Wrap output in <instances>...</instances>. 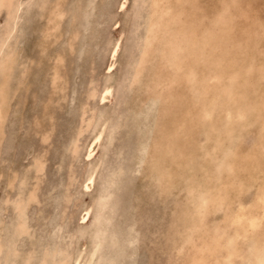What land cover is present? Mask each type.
Masks as SVG:
<instances>
[{"label":"rangeland","instance_id":"rangeland-1","mask_svg":"<svg viewBox=\"0 0 264 264\" xmlns=\"http://www.w3.org/2000/svg\"><path fill=\"white\" fill-rule=\"evenodd\" d=\"M78 1L80 2V4ZM120 1L121 0H106V2H108L106 3L105 0H96V2L95 0H46V1L45 0H37V1L35 0H5L4 2H0V8H2L0 9V60H1L0 64H3V60H4L3 66L2 65L0 66L1 68L4 69L2 70L0 68L2 70L0 71L3 74V76L2 75L0 76L2 77V79L0 78L1 79L0 84L4 85L0 87V92H1L0 101L1 99L3 101V102H0V104L3 103L2 108L0 105V132L2 133L0 137V139H2V141L0 142V175H1L0 176V202H1L0 203L1 204L0 205V210H1L0 215L2 216V218L4 217L2 219L0 216V219H1L0 224L2 223L0 225V228H2L0 230V264H29V263L31 264L32 262L33 264H37L38 261H41L40 263L47 262V264H62V263L68 264V262L71 261V258L72 257L74 258L77 255L82 245H84V248H83L84 251L88 250L89 248L88 244L92 241V238L96 234L95 229H97L98 222L101 221L102 216L104 215V213L109 207L110 208L112 207L111 208L112 213H110V219L107 225L108 227H106L105 232H104L105 234L104 236L106 235L107 236L106 237L103 236L104 238H102L101 240V244L103 242V245L101 246L100 244V248H99L100 251L98 250L97 255L95 257L96 261L94 259L93 264H97V263L98 264H185L188 260L191 259V254L194 251V248L192 247L193 242H195L197 239L202 240L204 245L207 244V247H212L214 245L216 249V246L217 248L219 246L218 248L219 251L217 249L216 250L221 254L226 253L228 250L231 249L230 248L232 247L231 244L234 245V242L229 236H231L234 233L233 230H239L240 228L233 223L230 224V226L228 225L229 223H231L229 219L231 218L238 204L246 205L245 206L246 209L250 205H252L250 206V209H247L249 211L257 210L258 197L261 193H264V177L263 178L261 177L262 179H259L260 178L259 175L260 174L262 175L264 173V169H263L264 167L262 168V166H264V162L263 160H261V158L264 159V156L260 157L262 156V154L264 155V153H262L264 150L261 152L262 149L261 147H259L260 145H264V52H263L264 51V47H263L264 46V42H263L264 41V37H263L264 36L263 34L264 33V0H244V1L243 0H189V1L188 0H162V1L159 0L158 4H160L161 6L163 5V8H164L163 15H162V18L159 19L160 23L157 25V27H155L151 31L148 29L149 23L150 21H154L157 17V14L155 15L152 13V10L156 8L152 0H125L124 7L118 8V4ZM134 2H137V3H134ZM34 3H38V4H34ZM199 8L201 9L199 10ZM24 9L26 10L29 9L27 10L29 12H27L26 10L24 11ZM57 9L59 10L58 11L59 15L55 14V11ZM175 9H178V11ZM36 10L37 12H35ZM188 10H190V13L188 12ZM82 11H85V12H82ZM182 12L183 13L186 12L185 15ZM197 12H199L200 14ZM258 12L259 14H257ZM77 13L78 15H76ZM83 13L86 18L82 16ZM248 13H249V16H248ZM29 14L30 16H28ZM71 14L72 16H70ZM79 14L81 15V17H79L80 16ZM252 14L253 16H251ZM181 15L182 16L184 15V16L182 17ZM202 15L204 16L202 17ZM87 17L88 18L90 17L89 18L90 20L88 19V21L86 20L87 22H85V19H87ZM175 17H177L178 19ZM64 18H67V19L64 20ZM209 18L210 19L212 18V19L210 20ZM81 19H83L84 21ZM182 20L184 23L183 22L181 23ZM198 20L199 22L202 20L201 23H199ZM29 21L30 23H28ZM44 21H48V22H44ZM194 21H197L195 22L196 25L194 24ZM235 21L237 24L235 23ZM90 22L92 23V26ZM115 22L117 23L114 24ZM251 22L253 25L251 24ZM85 23H87L88 26L85 25ZM241 23L243 25H241ZM37 24L39 27L37 26ZM94 24L95 26H93ZM197 24L198 25L200 24V26H197ZM62 25L63 27L61 28ZM237 25L238 26L241 25L240 26L241 28L239 29ZM253 27L255 30L253 29ZM95 28H97L96 29L97 31L95 30ZM219 28L222 30H220ZM246 28H249V29H247L246 31L245 30ZM79 30L82 31L83 33L82 35ZM85 30H86V33L84 32ZM91 30H93V32ZM182 30L183 32H181ZM248 30L250 32H248ZM178 31L179 33H177ZM227 31H229V33ZM58 32H60V34L63 32L60 37H59L60 34ZM215 32L217 35L215 34ZM79 33L80 35H78ZM227 33L228 34L232 33V34L227 35ZM98 34L100 38L98 37ZM109 35L111 38L109 37ZM228 36L229 37L231 36L229 38L230 40L227 39ZM251 36L252 38L253 37L254 38L252 39ZM20 38H21V41H20ZM75 39L77 42H75ZM97 39H100V40L97 41ZM176 39L179 40L178 41L179 47L173 44V42L176 43ZM226 39L229 41H227ZM234 39H236L235 42L237 44L234 42ZM246 39L247 40L249 39L251 42L249 40L247 41ZM15 42L16 43L20 42V44L16 45ZM123 42H125L126 46L124 45ZM115 44L117 45L116 54L114 56H111L110 55L111 47L113 48ZM246 44L248 46H245ZM3 45H7V47ZM14 45L16 48L17 47L18 48L14 49ZM186 46L188 48L191 46L190 48L192 50L189 49L188 51L186 49ZM124 47H126L125 51H124ZM178 50H180V52ZM142 51L147 52L146 55L143 57H142ZM181 51L182 52L184 51L185 54L188 53L187 54V57L189 56L187 58L189 59L188 61L186 59V55H183L184 53H182ZM250 51L251 53H249ZM3 52H5L6 55ZM177 52L180 57L178 55L176 57ZM259 52L261 55L259 54ZM9 56H11V58ZM8 58H10L11 60L9 59L10 61H8ZM194 61L195 63H198V64H195L196 66L192 64L191 66L190 63ZM110 63L113 64V67H112V70L108 71L107 66ZM184 63L186 65H183ZM199 63H200V66H199ZM189 64L190 66H188ZM230 64H232V66L236 69H234ZM169 65L170 67H168ZM183 68L185 69V71ZM201 68L204 71L201 70ZM7 70L10 71V74H7L8 73ZM242 70L243 71L245 70V72L243 73ZM179 71L180 72L182 71L184 73L186 72V75L184 73L178 74L180 73ZM189 71H192V72L188 73ZM202 71H203V74H202ZM187 73L190 76L192 73L194 74H192L191 77H189L188 75V80L186 79L184 81L182 77H184V79L185 77L187 78ZM5 74L6 76H4ZM180 75L182 77H180ZM3 77H4V80H3ZM201 77H202V80H201ZM192 79L194 82L190 81L189 83V80H192ZM197 79L199 80V82ZM184 82H185V85H184ZM192 82L194 84L198 83L200 85L198 84L194 85ZM5 84H9V86L6 85L7 86L6 87ZM89 86L90 88H88ZM104 86L109 87V88L111 87V88L109 91L110 94L109 93L105 94L106 95V96L104 95L105 100L103 98V101H102L101 93H102V90L106 88ZM217 86L219 88H216ZM186 88L188 89L186 90ZM203 88H206V90ZM219 89H221V91ZM237 89L239 91H237ZM90 91L92 93H90ZM149 91L151 93H149ZM191 91L194 95L196 91H197L196 93L198 94L195 95L194 98H192L191 96L193 94L191 93ZM89 93L90 95H92L91 96L92 98L90 97V95H88ZM182 93H184V95ZM132 94H135V96ZM112 96L113 98H115L114 101H111ZM188 96H190V98ZM238 96L240 98H238ZM4 97H5V100H4ZM180 97L182 98V100H179L181 99ZM51 98H52V103L51 101H49L51 100ZM199 101L202 103H200ZM237 101L239 103L238 105L236 103ZM233 103H234V106H233ZM5 105H7L8 111H6ZM188 105H190V107ZM82 109L84 110V112ZM188 110L190 113L188 112ZM87 111H88V114L86 113ZM178 112H179L180 117L178 116ZM6 113L8 114L6 115ZM82 113H86V114H82ZM201 113H205L204 116ZM95 116L98 117V119ZM203 117L205 118V120ZM89 119H90V122H89ZM103 121L104 123L101 124ZM194 123H196V125L193 126ZM228 123H229V127H227ZM86 124H88L87 125L88 127H86ZM170 124L176 125L175 126L177 129L176 133H175L176 131L175 127L173 130L172 129L173 126H170ZM94 126L95 127L99 126V128H95ZM208 127L210 128L208 129ZM163 128H165L167 131H165V129ZM97 131L101 132L100 139L97 143L93 144L94 152L91 153L92 155H87V151L89 150L88 146L89 144L93 142V137L95 135V132ZM160 131L162 133L164 131V134H161ZM168 131L169 132L171 131L170 132L171 135L168 133ZM179 131L180 132L183 131V133L180 134L178 133ZM165 133H167V135ZM75 134L79 136L76 137ZM162 135L164 136L163 137L164 139L163 138L161 139ZM131 136L133 137V139ZM177 136L179 137V140ZM219 136L222 140L219 139ZM112 137L115 139H113ZM187 137H190V138H187ZM228 138L231 142L229 140L226 141V139ZM76 139L78 140V142ZM188 140L190 142L189 144H188ZM227 142H230V143L227 144ZM260 142L261 144H259L258 146L257 144ZM71 143H73L74 145ZM174 143L175 144L177 143V147L176 145H174ZM151 145L154 147H152ZM191 145H192V148H191ZM228 145L229 147H227ZM74 146L76 147V149ZM231 146L234 148H232ZM220 147H222L223 150L222 148L220 150ZM263 147L264 146H262V148ZM160 148L163 152L160 150ZM167 148L169 151L170 149L172 150L173 148V150L170 151V154H173L174 158H172L171 155L167 153L169 152ZM231 148L234 150H231ZM257 148L261 149V150L259 149V152L261 154L258 152H255ZM147 149L148 150L150 149L152 152L151 151L148 152ZM157 150L160 153H157ZM229 150H231L233 153L230 152ZM219 151H222V152H219ZM227 151L229 152V154ZM164 152H165V155H164ZM156 153L159 155V157L156 156ZM161 153L163 154V157L161 156L162 155ZM239 153H240V156L242 157L234 156V155H239ZM245 154L251 155V156L245 157ZM39 155L40 156L42 155V156L40 157ZM104 155L105 157L103 158ZM225 155L228 156L227 159L229 158V156L231 158L232 155H233L232 158H235V159L242 158L241 160H238V161L240 163H243L242 160H244L245 162L244 166L245 167L248 166V167L245 168L237 160L235 162L234 159L232 158L231 159L234 162L231 163L232 161L230 159L228 160L225 159L226 158ZM256 155H258V157H256ZM33 156L35 157L33 158ZM145 156H146V159H145ZM160 156L162 157L161 159H160ZM169 156L170 158L173 159V160L171 159L172 161L170 160V158H168ZM44 157L46 158V160ZM157 157L160 159V161ZM223 157H225L224 160L225 162H227L226 163L227 165H224L225 163H223L224 161L222 160ZM252 157L254 158L250 159ZM255 157L257 159L256 161H255ZM179 158L183 160V162H181ZM258 158L260 160H258ZM163 159H165L164 160V162L166 163L164 164L165 167L161 165L164 163ZM166 159H169L167 161L168 163H170V161L171 162L174 161L173 162L174 166L173 165L171 166L170 164H168L166 162ZM247 159H249L250 161L252 160V161L246 162ZM156 160L158 161L156 162ZM37 161L40 164L37 163ZM258 161L259 162L262 161V162L257 163ZM140 162L141 164H139ZM144 162H146L147 164ZM184 162L186 164H183ZM190 162L194 164V166L197 163V166L191 169L194 166H192ZM229 162L234 166L231 167L232 165ZM237 162L239 163V166ZM154 163L156 164L155 167H150L151 164L152 166H154ZM174 163L175 164L178 163L180 166V169H178L179 166L177 167L178 164L175 166ZM187 163H189L190 165L188 169L187 167L189 165ZM200 163H201V168L198 166L200 165ZM96 164L98 165V167H96L97 166ZM109 164H111V166ZM255 164L256 165L259 164V165L255 166ZM167 165H169L170 168H168ZM182 165L183 167H181ZM202 165H204L203 170H202ZM205 165H207V167H205ZM252 165L256 169L253 167V170H252ZM222 166L223 167L227 166L231 168L232 171L231 170L226 171L229 168L225 167L224 169L222 168ZM237 166L239 168L240 166L241 167L243 166L247 170L245 171V169L243 168L244 170L242 169V172L240 171V174H239V170H241V168L239 169L237 168ZM111 167L114 168L115 170L111 169ZM197 167H199V169ZM220 167L222 168L221 169L222 171L224 170L226 172H222L220 170ZM39 168L41 169L39 170ZM97 168H99L100 171L102 170L104 174L100 172L99 170H97L98 172H96ZM149 168H152V169L157 168V171L159 172L160 175L157 172L155 173L153 172L152 174L151 172L152 170L151 169L149 170ZM160 168L162 169L167 168L168 170L167 169L166 170L172 176H174L172 173L174 172L173 169H175V172L179 170L178 173L180 172L182 174L175 173V175L178 174V177L176 175L175 178L170 177L171 175H169L170 182L171 183L173 182L172 186H170L169 180L164 178V177H168L167 176L168 173L164 171L165 169L162 170ZM117 169H120L118 171H122V172H119V173L118 171L115 172ZM189 169H191L195 175H193L191 173L192 171L190 172ZM200 169L201 171H204V172L198 171ZM260 169H262V171ZM144 170L147 173H144ZM90 172H92V181L90 183L86 182L87 183L86 186L88 185V187L84 188L83 181H85V179L88 177V174ZM95 172L98 174H96ZM105 172L107 173V175L110 174L108 178L111 177V174L114 177L117 175H122V174L123 175H122V178L121 176H117L115 178L112 176L111 178H114V179L112 180L111 178L109 179V181L113 183L111 185V183L108 181V178L106 177L107 175ZM163 172H165L166 174H164ZM195 172H198V173L196 174ZM220 172H222L223 174ZM227 172L228 173L230 172V173L228 174ZM253 172H255V174ZM36 173H38L37 176H36ZM156 173L159 176L156 175ZM186 173L188 174L190 173L189 174L190 176L189 175L188 176L191 182L189 183L196 187L199 186V189H201L200 192L198 188L196 187L194 188V186L192 187L189 186L190 185L188 183L189 179L185 181V184L183 183L182 179L180 180V178H184L183 180L187 178L184 176V174L187 175ZM100 174L101 175L103 174L102 175L103 177H101ZM146 174L147 175L149 174L148 178H145L147 177ZM238 174L239 176H236ZM179 175H181L182 177L179 178ZM157 177H159L160 179ZM235 177L237 179L236 180L234 179L232 181V179ZM247 177L250 180L247 179ZM105 178L107 180H105ZM162 178H164L165 180H162ZM171 178L173 179V181L171 180ZM192 178H194V180ZM207 178L209 179L207 180ZM256 178H258L260 181L257 180ZM12 179H14V181H12ZM115 179L116 180L118 179V181H115ZM158 179L160 180L161 183L162 181L163 182L165 181V183L168 181L169 184L166 183V185L168 186L166 187L164 183L159 185L160 183H158ZM202 179H203V182L200 183ZM151 180L153 183L157 182L159 186L157 184L153 185ZM225 180H227L226 187H225V182H226ZM32 181H35V182H32ZM193 181L196 182V184ZM255 181L257 182V184L255 183ZM105 182L107 183L109 182V183L107 184ZM209 182H211V184ZM241 182L243 183L241 184ZM245 182L246 184H244ZM74 183L76 184V186ZM102 183L103 185H101ZM186 183L188 184L186 185ZM28 184H30V187ZM177 184H178V187L180 186V188H182L183 186L184 189H180V188L178 189V187L176 186ZM9 185L14 186V188L9 187ZM219 185H221L220 186L221 189H216L219 187ZM142 186L145 192L142 190ZM66 187L67 188L69 187V189H67ZM107 187L108 189H106ZM110 187L112 188L110 189ZM170 187L171 189L174 188V190L172 191L173 192L172 194L170 192L171 189L168 190V188ZM175 187H177L176 189L179 190L180 194L177 190H175ZM205 187L207 188V190H205L206 189ZM222 187L224 188V190L227 188L226 191L229 193H225L226 191L224 192ZM229 187L231 190L228 189ZM86 188L88 189V191ZM161 188L163 191L161 190ZM22 189H23V192L21 191ZM134 189L135 191H133ZM159 189H160V192H159ZM186 190L188 193H186ZM146 191L148 194L146 193ZM209 191L211 192V194L213 193L215 195L214 196L213 194L212 195L210 194L209 196L210 197L212 196L211 199L208 196ZM219 191H220V194L218 193ZM18 192H21L22 194ZM137 192L138 193L141 192V193L138 194ZM195 192L197 196H195L196 195ZM201 192H203L204 195L201 194ZM29 193H30V196H29ZM64 193L66 194L64 195ZM71 193L73 194V196L71 195ZM83 193L84 194L86 193V194L84 195ZM102 193L104 196L102 195ZM135 193L137 194V196H135L136 195ZM217 194L219 196L218 198H216ZM223 194H227V195L223 196ZM66 195H68V197L70 196L69 199L66 198L67 197ZM141 195L142 196L145 195V196L142 197ZM253 195L256 197L253 198ZM107 196L109 197V202H107L108 201ZM192 196H194L195 198ZM8 197H10L11 199L14 198L13 199L14 201H12ZM19 197H20V200H19ZM21 197L23 198L21 199ZM139 197H142V199L141 198L139 199ZM236 197L238 198L236 199ZM137 198L139 200H137ZM186 198L188 200H186ZM220 198L221 200H219ZM202 199L205 201L207 199H210V200H207L208 203L206 202V206H205V204H202V202L203 203L205 202ZM212 199H213L212 201L213 203L211 202ZM16 200H17V203L18 202L23 203V204L20 203V205L22 204L21 207L26 208V211L25 209L18 207L19 203L17 204L15 202ZM66 200L67 201L69 200L68 201L69 203H67ZM74 200L76 201L74 202ZM29 201H31L32 203ZM6 202L9 203L7 204L9 207H7ZM28 202H29V205L27 204ZM137 202L139 204L138 207L140 209L137 207L138 205ZM35 203L38 205H36ZM73 203L74 205L76 204V206H74ZM103 203L105 204L103 205ZM131 203H134V204H131ZM39 204L41 206H39ZM79 204L81 205V207L82 206L83 207L81 208L80 206H77ZM67 205H69V208L74 206L73 210L72 208H70L69 210ZM200 205H201V208H200ZM14 206H16L17 208ZM11 207L13 209L12 211H11ZM86 207L88 211L90 212L87 214L85 218H83L82 214ZM98 207H100V209H98ZM61 208L65 210L67 209L66 210L67 214H66V211H64L65 216H63L64 214L63 215L61 214L63 213L62 211L63 209L61 210ZM137 208L142 213L138 211ZM5 209L6 210L8 209V210L6 211ZM14 209H15V212H14ZM17 209L18 210L20 209L19 211L22 212V214H20V212H18ZM21 209L24 211H21ZM134 209H136L135 210L136 212L134 211ZM93 210L95 211V213ZM183 210L185 211L183 212L185 214L181 212ZM207 210L209 212L212 210L213 212L209 213ZM32 211L34 213H32ZM204 211H206L208 214L205 213ZM13 212H14V216H13ZM59 213L61 214L60 215L61 217L65 218V219L62 218V221H59L61 220L59 218L60 216H58ZM132 213L134 214V216ZM17 214L19 216L15 217ZM70 214L72 216V219L71 217H68L70 216ZM92 214H94V216H92ZM213 214H215L214 217H213ZM9 216H11L14 219L16 218V221H14ZM42 216L44 217L40 218L41 221L39 222L37 220L36 222L35 219L37 217H42ZM31 217L33 219H31ZM47 217L50 219H48ZM54 217H55V221L57 220L56 222H53L54 219L53 220L51 219ZM225 217L228 220H226ZM66 218H68L67 219L68 221L66 220ZM111 218L113 219L112 221H111ZM4 219H5V222H4ZM30 219L33 220V223L30 221ZM42 219L44 222L42 221ZM200 219L202 220L200 221ZM221 219L223 220V222H220V223H222L225 226V229L223 227L221 228V225H217L219 224V221H221ZM94 220H96L95 223H94ZM132 220L134 222H132ZM49 221H51L50 223L54 225H50V223L48 225L47 223ZM153 221H155L156 223ZM16 222H17V225H16ZM75 222L76 223L79 222V226L77 225L78 223L76 224ZM216 222L218 223L216 224ZM34 223H35V226L33 227L34 230L36 228L37 223H40V225L39 224L37 225V229L35 231L36 233L34 232V230L31 229ZM43 223L46 228L43 226ZM62 223H63L62 229L64 231L61 229V227H59L61 226L60 224ZM10 224L13 226H11ZM64 224L65 225L67 224V226H65ZM90 224H92L94 227ZM28 225L31 228L28 227ZM47 225L49 226V228L54 226L55 229L53 227L52 229L51 228L48 229ZM231 225L232 226L234 225L235 229L230 228L232 227ZM135 226L137 228H135ZM236 226L239 229L236 228ZM40 227L43 230H41ZM130 227H131V230H129ZM212 227L214 229L218 227L219 231L215 233V231L218 229L217 228L214 230V233H211L213 231ZM10 228H13V230ZM21 228L24 230H22ZM39 228L40 230H38ZM207 228L210 232L209 237L211 238V241H208L209 237H208V233L206 232ZM27 229L29 230L27 231ZM46 229L49 231H47ZM116 229L118 232L116 231ZM210 229L212 231H210ZM53 230L55 231L57 230L59 235H57L58 234L57 232L55 234ZM39 231H42L43 233L46 231L44 233L45 235L42 234V232L40 233ZM51 231L53 232V234L50 233ZM71 232L73 234H71ZM22 233H24V235L26 233L27 234L24 236ZM34 233L38 235L35 238L37 241H39L38 243L34 241L35 240L33 238L35 236ZM68 233H69V236L67 235ZM87 233L88 234L90 233V236H87L88 235ZM195 233L197 234L195 235ZM250 233H252L253 237L242 238L238 240V243L240 241L242 247L246 250V254L249 256L251 260H253L254 255H255L254 250L258 244V241H260L264 245L262 238L261 240H259L258 238L259 236H264V219L262 220V223L259 225V227L255 229L254 231H251ZM4 234H5V237L3 236ZM32 234L33 236L30 237ZM134 234H137V236ZM198 234H200V237L197 236ZM49 235L51 238L49 237ZM70 235H72V238H70L71 237ZM6 236L7 237L9 236V237L7 238ZM20 236H23L24 239ZM53 236H56V239L55 237L53 239ZM63 236L64 238H62ZM91 236L92 238H90ZM58 237H60L59 239L60 241L58 240ZM66 237L67 239L68 238L69 239L67 240ZM88 237H89V240H88ZM108 237L110 239H108ZM205 237L207 240L205 239ZM222 237L224 239H222ZM3 239L5 240V242H3L4 241ZM20 239H23L21 240L22 241L21 243L18 242L20 241ZM116 239L118 240L117 242H116ZM11 240H13L12 242L15 241L14 242L15 244L12 243ZM74 240L76 244H74ZM215 240H216V243H215ZM31 241H33L34 243L33 242L31 243ZM35 243L37 244L39 249L38 247L36 248ZM29 244L35 245L34 247L37 249V252H36V249L34 250L33 245H30L31 246L30 247ZM129 244L131 245V247ZM10 245H13L14 247L12 246L13 247L12 248L10 247ZM46 247L49 248L50 250L49 251L48 249L46 250L45 249ZM19 248H21L20 249L21 251L19 250ZM31 249L33 250L32 253L36 252L35 256H33L32 254L31 256H29ZM40 249H42L41 252L39 251ZM15 250L17 251L16 254H15L16 252ZM44 251L50 252L49 255L46 252V254L49 257L45 256V253H43ZM10 252H13V253H10ZM8 253L12 255L9 254V256H7ZM17 254H18V257L16 256ZM21 254H22L23 259L19 257L21 256ZM13 255H15V257ZM41 255H44V257L48 261H44L45 258ZM60 255L62 256L60 257ZM32 256L34 259L32 258ZM28 257H30L29 260H28ZM9 258L12 260H10ZM53 258H54V261H53ZM16 260H18L19 263ZM34 260L37 263H35ZM10 261H12V263ZM235 262L236 263L241 262V258H238V260H235ZM221 264H224V263L221 262Z\"/></svg>","mask_w":264,"mask_h":264},{"label":"bare ground","instance_id":"bare-ground-1","mask_svg":"<svg viewBox=\"0 0 264 264\" xmlns=\"http://www.w3.org/2000/svg\"><path fill=\"white\" fill-rule=\"evenodd\" d=\"M4 1H5V0H0V2H4ZM35 1H37V0H35ZM45 1H46V0H45ZM152 1H153V3L155 4V7H156V8H154V9L152 10V13L155 14V15L157 14V17H156V19H155L154 21H150L149 26H148V29H149L150 31L153 30L155 27H157V25L160 23V22H159V19L162 18V15H163V9H164V8H163V5L161 6L160 4H158L159 0H152ZM161 1H162V0H161ZM188 1H189V0H188ZM243 1H244V0H243ZM78 2H79V1H78ZM95 2H96V0H95ZM105 2H106V0H105ZM131 2H132V1H131ZM26 3H27V2H26ZM46 3H47V2H46ZM46 3H44V4H46ZM93 3H94V1H93ZM97 3H98V2H97ZM99 3H100V2H99ZM106 3H108V2H106ZM134 3H137V2H134ZM191 3H193V2H191ZM195 3H196V2H195ZM197 3H198V2H197ZM31 4H32V3H31ZM34 4H38V3H34ZM44 4H43V5H44ZM54 4H55V3H54ZM72 4H73V3H72ZM79 4H80V2H79ZM198 4H199V3H198ZM77 5H78V4H77ZM77 5H76V6H77ZM124 5H125V0H121V1L119 2V4H118V8H123ZM127 5H128V4H127ZM27 6H28V5H27ZM27 6H26V7H27ZM45 6H46V5H45ZM55 6H56V5H55ZM73 6H74V5H73ZM91 6H92V5H91ZM97 6H98V5H97ZM108 6H109V5H108ZM189 6H191V5H189ZM37 7H38V6H37ZM41 7H42V6H41ZM43 7H44V6H43ZM48 7H49V5H48ZM177 7H178V5H177ZM233 7H234V6H233ZM4 8H5V7H4ZM7 8H8V7H7ZM10 8H11V7H10ZM44 8H45V7H44ZM74 8H75V7H74ZM79 8H80V7H79ZM81 8H83V7H81ZM88 8H89V7H88ZM180 8H181V7H180ZM0 9H2V8H0ZM35 9H36V8H35ZM52 9H53V8H52ZM55 9H56V8H55ZM93 9H94V8H93ZM125 9H126V8H125ZM127 9H128V8H127ZM200 9H201V8H199V10H200ZM19 10H20V9H19ZM19 10H18V12H19ZM25 10H26V9H24V11H25ZM27 10H29V9H27ZM27 10H26V11H27ZM33 10H34V9H33ZM44 10H45V9H44ZM47 10H48V9H47ZM82 10H83V9H82ZM121 10H122V9H121ZM123 10H124V9H123ZM129 10H130V9H129ZM175 10L178 11V9H175ZM58 11H59V10L57 9V10L55 11V14H58ZM79 11H80V10H79ZM87 11H88V10H87ZM172 11H173V10H172ZM181 11H182V9H181ZM184 11H185V10H184ZM202 11H203V9H202ZM18 12H17V13H18ZM22 12H23V11H22ZM27 12H29V11H27ZM35 12H37V10H36ZM39 12H40V11H39ZM72 12H73V10H72ZM76 12H78V11H76ZM82 12H85V11H82ZM92 12H94V11H92ZM120 12H121V11H120ZM126 12H127V11H126ZM126 12H125V13H126ZM188 12L190 13V10H188ZM205 12H206V11H205ZM8 13H9V12H8ZM31 13H32V12H31ZM108 13H109V12H108ZM174 13H175V11H174ZM176 13H178V12H176ZM182 13H183V12H182ZM185 13H186V12H185ZM185 13H183V14L185 15ZM193 13H194V12H193ZM197 13H199V12H197ZM197 13H196V14H197ZM251 13H252V12H251ZM254 13H255V12H254ZM41 14H42V13H41ZM80 14H81V13H80ZM80 14H79V15H80ZM85 14H86V13H85ZM120 14H121V13H120ZM199 14H200V13H199ZM202 14H203V13H202ZM212 14H213V13H212ZM214 14H215V13H214ZM257 14H259V12H258ZM17 15H18V14H17ZM23 15H25V14H23ZM33 15H34V14H33ZM33 15H32V16H33ZM36 15H37V14H36ZM38 15H39V13H38ZM48 15H49V14H48ZM48 15H47V16H48ZM58 15H59V14H58ZM76 15H78V13H77ZM92 15H93V14H92ZM92 15H91V16H92ZM176 15H177V14H176ZM184 15H183V16H184ZM186 15H187V14H186ZM189 15H190V14H189ZM21 16H22V15H21ZM28 16H30V14H29ZM42 16H43V15H42ZM50 16H51V15H50ZM50 16H49V17H50ZM70 16H72V14H71ZM73 16H74V15H73ZM82 16L85 17L84 13H83ZM169 16H170V15H169ZM178 16H179V15H178ZM181 16H182V15H181ZM181 16H180V17H181ZM183 16H182V17H183ZM187 16H188V15H187ZM190 16H191V15H190ZM190 16H189V17H190ZM196 16H197V15H196ZM203 16H204V15H202V17H203ZM208 16H209V15H208ZM248 16H249V13H248ZM251 16H253V14H252ZM16 17H17V16H16ZM77 17H78V16H77ZM79 17H81V15H80ZM93 17H94V16H93ZM182 17H181V18H182ZM58 18H59V17H58ZM61 18H62V17H61ZM75 18H76V16H75ZM75 18H74V19H75ZM85 18H86V17H85ZM85 18H84V19H85ZM89 18H90V17H89ZM89 18L87 17V19H85V22H87ZM91 18H92V17H91ZM107 18H108V17H107ZM147 18H148V17H147ZM175 18H177V17H175ZM184 18H185V17H184ZM184 18H183V19H184ZM251 18H252V17H251ZM253 18H254V17H253ZM29 19H30V18H29ZM29 19H28V20H29ZM38 19H40V18H38ZM56 19H57V18H56ZM59 19H60V18H59ZM65 19H67V18H64V20H65ZM177 19H178V18H177ZM188 19H189V18H188ZM192 19H193V17H192ZM209 19H210V18H209ZM211 19H212V18H211ZM211 19H210V20H211ZM213 19H214V18H213ZM15 20H16V19H15ZM41 20H42V18H41ZM46 20H47V19H46ZM81 20H83V19H81ZM86 20H87V21H86ZM89 20H90V19H89ZM107 20H108V19H107ZM113 20H114V19H113ZM113 20H112V21H113ZM167 20H168V19H167ZM185 20H186V19H185ZM194 20H195V19H194ZM199 20H200V19H199ZM199 20H198V22H199ZM237 20H238V19H237ZM239 20H240V19H239ZM39 21H40V20H39ZM83 21H84V20H83ZM186 21H187V20H186ZM201 21H202V20H201ZM201 21H200L199 23H201ZM243 21H244V20H243ZM248 21H249V20H248ZM255 21H256V20H255ZM20 22H21V21H20ZM20 22H19V23H20ZM44 22H48V21H44ZM113 22H114V21H113ZM182 22H183V20L181 21V23H182ZM195 22H197V21H194V24H195ZM239 22H240V21H239ZM249 22H250V21H249ZM257 22H258V21H257ZM28 23H30V21H29ZM37 23H38V22H37ZM90 23H91V22H90ZM116 23H117V22H115L114 24H116ZM183 23H184V22H183ZM185 23H187V22H185ZM211 23H212V21H211ZM223 23H224V22H223ZM235 23H236V21H235ZM242 23H243V22H242ZM242 23H241V25H243ZM253 23H254V22H253ZM255 23H256V22H255ZM259 23H260V22H259ZM14 24H15V22H14ZM40 24H41V23H40ZM52 24H53V23H52ZM114 24H113V25H114ZM191 24H192V23H191ZM202 24H203V23H202ZM208 24H209V23H208ZM236 24H237V23H236ZM251 24H252V22H251ZM256 24H257V23H256ZM85 25L88 26L87 23H85ZM99 25H100V23H99ZM108 25H109V24H108ZM174 25H175V24H174ZM195 25H196V24H195ZM228 25H229V24H228ZM238 25H239V24H238ZM238 25H237V26H238ZM241 25H240V26H241ZM252 25H253V24H252ZM252 25H251V26H252ZM259 25H260V24H259ZM261 25H262V24H261ZM37 26H38V24H37ZM91 26H92V23H91ZM93 26H95V24H94ZM169 26H170V25H169ZM190 26H191V25H190ZM197 26H200V24H199V25L197 24ZM230 26H231V25H230ZM230 26H229V27H230ZM240 26H238L239 29L241 28ZM38 27H39V26H38ZM62 27H63V25L61 26V28H62ZM69 27H70V26H69ZM77 27H78V26H77ZM203 27H204V26H203ZM221 27H222V26H221ZM246 27H247V26H246ZM254 27H255V26H254ZM254 27H253V29H254ZM259 27H260V26H259ZM16 28H17V27H16ZM29 28H30V27H29ZM36 28H37V27H36ZM61 28H60V29H61ZM179 28H180V27H179ZM201 28H202V26H201ZM214 28H215V26H214ZM242 28H243V27H242ZM257 28H258V26H257ZM6 29H7V28H6ZM17 29H18V28H17ZM58 29H59V28H58ZM89 29H90V28H89ZM91 29H93V28H91ZM96 29H97V28H95V30H96ZM171 29H172V28H171ZM189 29H190V28H189ZM219 29H220V28H219ZM247 29H249V28H246L245 30L247 31ZM251 29H252V28H251ZM53 30H54V29H53ZM55 30H57V29H55ZM65 30H66V29H65ZM172 30H173V29H172ZM212 30H213V29H212ZM220 30H222V29H220ZM231 30H232V29H231ZM233 30H234V29H233ZM236 30H237V29H236ZM254 30H255V29H254ZM258 30H259V29H258ZM258 30H257V31H258ZM18 31H19V30H18ZM61 31H62V30H61ZM61 31H60V32H61ZM79 31H80V30H79ZM91 31L93 32V30H91ZM96 31H97V30H96ZM189 31H190V30H189ZM229 31H230V30H229ZM229 31H227V32L229 33ZM243 31H244V30H243ZM246 31H245V32H246ZM55 32H56V31H55ZM60 32H58V33L60 34ZM80 32H81V35H82V34H83L82 31H80ZM84 32L86 33V30H85ZM92 32H91V33H92ZM181 32H183V30H182ZM205 32H206V31H205ZM239 32H240V31H239ZM248 32H250V31L248 30ZM259 32H260V31H259ZM15 33H16V32H15ZM18 33H19V32H18ZM62 33H63V32H62ZM62 33H61V34H62ZM77 33H78V32H77ZM126 33H127V32H126ZM144 33H145V32H144ZM148 33H149V32H148ZM177 33H179V31H178ZM225 33H226V31H225ZM228 33H227V35H231V34H232V33H231V34H228ZM240 33H241V32H240ZM261 33H262V32H261ZM56 34H57V33H56ZM61 34L59 35V37L61 36ZM99 34H101V33H99ZM99 34H98V37L100 38ZM109 34H110V32H109ZM146 34H147V33H146ZM215 34H216V32H215ZM233 34H234V33H233ZM237 34H238V33H237ZM245 34H247V33H245ZM250 34H251V33H250ZM263 34H264V33H263ZM14 35H15V34H14ZM16 35H17V34H16ZM22 35H23V34H22ZM51 35H52V34H51ZM75 35H76V34H75ZM78 35H80V33H79ZM78 35H77V36H78ZM86 35H87V34H86ZM86 35H85V36H86ZM92 35H93V34H92ZM178 35H179V34H178ZM216 35H217V34H216ZM227 35H226V36H227ZM260 35H261V34H260ZM10 36H11V35H10ZM48 36H49V35H48ZM52 36H53V35H52ZM83 36H84V35H83ZM145 36H147V35H145ZM182 36H183V34H182ZM207 36H208V35H207ZM224 36H225V35H224ZM261 36H262V35H261ZM15 37H16V36H15ZM17 37H18V36H17ZM54 37H55V36H54ZM56 37H57V36H56ZM86 37H87V36H86ZM109 37H110V35H109ZM230 37H231V36H230ZM230 37L228 36L227 39H229ZM232 37H233V36H232ZM238 37H239V35H238ZM242 37H243V36H242ZM249 37H250V36H249ZM249 37H248V38H249ZM263 37H264V36H263ZM18 38H19V37H18ZM45 38H46V37H45ZM76 38H77V37H76ZM110 38H111V37H110ZM251 38H252V36H251ZM253 38H254V37H253ZM253 38H252V39H253ZM85 39H86V38H85ZM164 39H165V38H164ZM173 39H174V38H173ZM185 39H186V38H185ZM188 39H189V38H188ZM227 39H226V40H227ZM242 39H243V38H242ZM252 39H251V40H252ZM255 39H256V38H255ZM258 39H259V37H258ZM3 40H4V39H3ZM7 40H8V39H7ZM12 40H13V39H12ZM39 40H40V39H39ZM71 40H72V39H71ZM98 40H100V39H97V41H98ZM102 40H103V39H102ZM146 40H147V38H146ZM229 40H230V39H229ZM229 40H227V41H229ZM235 40H236V39H234V42H235ZM237 40H238V39H237ZM246 40H247V39H246ZM248 40H249V39H248ZM248 40H247V41H248ZM260 40H261V39H260ZM17 41H19V40H17ZM20 41H21V38H20ZM103 41H104V40H103ZM111 41H112V40H111ZM150 41H151V40H150ZM178 41H179V40L176 39V43L173 42V44L179 47V43H178ZM227 41H226V42H227ZM238 41H239V40H238ZM249 41H250V40H249ZM254 41H255V40H254ZM262 41H263V40H262ZM75 42H77L76 39H75ZM112 42H113V41H112ZM243 42H244V40H243ZM243 42H242V44H243ZM250 42H251V41H250ZM258 42H260V41H258ZM263 42H264V41H263ZM1 43H2V42H1ZM7 43H8V42H7ZM15 43H16V42H15ZM48 43H49V42H48ZM123 43H124V45L126 46L125 42H123ZM155 43H156V42H155ZM235 43H236V42H235ZM235 43H234V44H235ZM256 43H257V42H256ZM5 44H6V42H5ZM8 44H9V43H8ZM18 44H20V42L16 43V45H18ZM36 44H37V43H36ZM40 44H41V43H40ZM152 44H153V43H152ZM236 44H237V43H236ZM258 44H260V43H258ZM53 45H54V44H53ZM53 45H52V47H53ZM134 45H135V44H134ZM145 45H146V44H145ZM231 45H232V44H231ZM252 45H253V44H252ZM255 45H256V44H255ZM255 45H254V46H255ZM3 46L7 47V45H3ZM19 46H20V45H19ZM45 46H46V45H45ZM225 46H226V45H225ZM234 46H235V45H234ZM245 46H248V45L246 44ZM258 46H259V45H258ZM190 47H191V46H190ZM190 47L188 48V47L186 46V49H187L188 51H189V49L192 50ZM215 47H216V46H215ZM226 47H227V46H226ZM231 47H232V46H231ZM238 47H239V46H238ZM259 47H260V46H259ZM263 47H264V46H263ZM15 48H16V47H15V45H14V49H15ZM17 48H18V47H17ZM17 48H16V49H17ZM54 48H55V47H54ZM125 48H126V47H124V51H125ZM138 48H140V47H138ZM138 48H136V49H138ZM167 48H168V47H167ZM255 48H256V47H255ZM6 49H7V48H6ZM122 49H123V48H122ZM132 49H133V48H132ZM157 49H158V48H157ZM172 49H173V48H172ZM177 49H179V48H177ZM177 49H176V51H177ZM249 49H250V48H249ZM258 49H260V48H258ZM258 49H257V50H258ZM2 50H3V49H2ZM116 50H117V45L115 44V45L113 46V48L111 47V52L109 51V52H110V55H111V56H114V55L116 54ZM217 50H218V49H217ZM226 50H227V49H226ZM232 50H233V49H232ZM239 50H241V49H239ZM246 50H247V48H246ZM252 50H253V49H252ZM15 51H16V50H15ZM70 51H71V50H70ZM174 51H175V50H174ZM176 51H175V52H176ZM178 51L180 52V50H178ZM242 51H243V50H242ZM109 52H108V53H109ZM162 52H163V51H162ZM181 52H182V51H181ZM186 52H187V51H186ZM190 52H191V51H190ZM208 52H209V51H208ZM210 52H211V51H210ZM246 52H247V51H246ZM260 52H261V51H260ZM260 52H259V54H260ZM263 52H264V51H263ZM263 52H262V53H263ZM1 53H2V52H1ZM3 53L5 54V52H3ZM13 53H14V52H13ZM146 53H147L146 51H142V57L145 56ZM172 53H173V52H172ZM182 53H184V51H183ZM249 53H251V51H250ZM160 54H162V53H160ZM187 54H188V53H187ZM187 54H185V53L183 54V55H186V59L189 57V56L187 57ZM222 54H223V53H222ZM241 54H242V52H241ZM243 54H244V53H243ZM5 55H6V54H5ZM177 55H178V52L176 53V57H177ZM180 55H181V53H180ZM219 55H220V54H219ZM228 55H229V54H228ZM251 55H252V54H251ZM260 55H261V54H260ZM1 56H3V55H1ZM11 56H12V54H11ZM11 56H9V57L11 58ZM157 56H158V54H157ZM178 56H179V55H178ZM235 56H236V55H235ZM13 57H14V56H13ZM18 57H19V56H18ZM176 57H175V58H176ZM179 57H180V56H179ZM179 57H178V58H179ZM194 57H196V56H194ZM10 58H8V61L11 60ZM144 58H145V57H144ZM158 58H159V56H158ZM173 58H174V56H173ZM190 58H191V57H190ZM228 58H229V57H228ZM238 58H239V57H238ZM251 58H252V57H251ZM253 58H254V56H253ZM258 58H259V56H258ZM4 59H5V58H4ZM9 59H10V60H9ZM55 59H56V58H55ZM55 59H54V60H55ZM184 59H185V58H184ZM186 59H185V60H186ZM220 59H221V58H220ZM225 59H226V58H225ZM2 60H3V59H2ZM58 60H59V59H58ZM145 60H146V59H145ZM153 60H155V59H153ZM175 60H176V59H175ZM188 60H189V59H187V61H188ZM236 60H237V58H236ZM261 60H262V59H261ZM0 61H1V60H0ZM159 61H160V59H159ZM171 61H172V60H171ZM183 61H184V60H183ZM192 61H193V60H192ZM200 61H201V60H200ZM262 61H263V60H262ZM111 62H113V61H111ZM173 62H175V61H173ZM184 62H185V61H184ZM229 62H230V61H229ZM248 62H249V61H248ZM0 63H1V62H0ZM8 63H9V62H8ZM135 63H136V62H135ZM164 63H165V62H164ZM170 63H171V62H170ZM3 64H4V60H3ZM3 64H0V66H1V65L3 66ZM9 64H10V63H9ZM9 64H8V65H9ZM157 64H158V63H157ZM190 64H191V66H192V64L195 65V64H198V63H195V61H194V62H191ZM190 64H189L188 66H190ZM31 65H32V64H31ZM59 65H61V64H59ZM164 65H165V64H164ZM172 65H173V64H172ZM177 65H178V64H177ZM183 65H186V64L184 63ZM230 65L232 66V64H230ZM255 65H256V64H255ZM10 66H11V65H10ZM143 66H145V65H143ZM179 66H181V65H179ZM195 66H196V65H195ZM199 66H200V63H199ZM8 67H9V66H8ZM20 67H21V66H20ZM112 67H113V64L110 63V64L107 66V70H108V71L112 70ZM162 67H163V65H162ZM168 67H170V65H169ZM203 67H204V66H203ZM220 67H221V66H220ZM232 67H233V66H232ZM0 68H1V67H0ZM25 68H26V67H25ZM129 68H130V67H129ZM178 68H180V67H178ZM190 68H191V67H190ZM190 68H189V70H190ZM194 68H195V67H194ZM233 68H234V67H233ZM1 69L4 70L3 68H1ZM1 69H0V70H1ZM7 69H9V68H7ZM158 69H159V68H158ZM166 69H167V67H166ZM176 69H177V68H176ZM183 69H184V68H183ZM192 69H193V68H192ZM228 69H229V67H228ZM234 69H236V68H234ZM2 70H1V71H2ZM29 70H30V69H29ZM170 70H171V69H170ZM173 70H174V69H173ZM193 70H194V69H193ZM201 70H203V69L201 68ZM226 70H227V69H226ZM226 70H225V71H226ZM1 71H0V72H1ZM5 71H6V70H5ZM7 71H8V73H7V72H6V73H7V74H10V71H9V70H7ZM11 71H12V70H11ZM184 71H185V69H184ZM196 71H198V70H196ZM199 71H200V70H199ZM203 71H204V70H203ZM203 71H202V74H203ZM12 72H13V71H12ZM27 72H28V71H27ZM130 72H131V71H130ZM177 72H178V71H177ZM179 72H180V71H179ZM190 72H192V71H189L188 73H190ZM193 72H194V71H193ZM200 72H201V71H200ZM205 72H206V71H205ZM242 72L244 73L245 70H244V71L242 70ZM29 73H30V72H29ZM29 73H28V74H29ZM106 73H107V72H106ZM172 73H173V72H172ZM182 73H184V72L181 71V72L178 73V74H182ZM188 73H187V78L185 77V79H184V77H182L181 75H180V77H182V79H183L184 81H185L186 79L188 80V75H189ZM232 73H233V72H232ZM248 73H249V72H248ZM11 74H12V73H11ZM24 74H25V73H24ZM28 74H27V75H28ZM108 74H109V73H108ZM175 74H176V73H175ZM184 74L186 75V72H185ZM192 74H194V73H192ZM192 74H191V76H192ZM1 75L3 76L2 72H1L0 76H1ZM228 75H229V74H228ZM251 75H252V73H251ZM4 76H6V74H5ZM8 76H9V75H8ZM103 76H104V75H103ZM183 76H184V75H183ZM191 76L189 75V77H191ZM197 76H198V75H197ZM200 76H201V75H200ZM226 76H227V75H226ZM173 77H174V76H173ZM215 77H216V76H215ZM219 77H220V76H219ZM227 77H228V76H227ZM0 78L2 79V77H0ZM168 78H169V77H168ZM193 78H194V77H193ZM196 78H197V77H196ZM196 78H195V79H196ZM216 78H217V77H216ZM1 79H0V80H1ZM7 79H8V78H7ZM7 79H6V80H7ZM9 79H10V78H9ZM13 79H14V77H13ZM17 79H18V77H17ZM182 79H181V80H182ZM3 80H4V77H3ZM147 80H148V79H147ZM179 80H180V78H179ZM197 80H198V79H197ZM201 80H202V77H201ZM25 81H26V80H25ZM190 81H193V79H192V80H189V83H190ZM195 81H196V80H195ZM208 81H209V80H208ZM1 82H3V81H1ZM5 82H6V81H5ZM5 82H4V83H5ZM7 82H8V81H7ZM9 82H10V80H9ZM57 82H58V81H57ZM193 82H194V81H193ZM193 82H192V83H193ZM198 82H199V80H198ZM225 82H226V81H225ZM4 83H3V84H4ZM25 83H26V82H25ZM192 83H191V84H192ZM219 83H220V82H219ZM193 84H194V83H193ZM197 84H198V83H196V84H194V85H197ZM0 85H1V84H0ZM6 85L9 86V84H5V86H6ZM103 85H104V84H103ZM109 85H110V84H109ZM184 85H185V82H184ZM198 85H200V84H198ZM203 85H204V84H203ZM226 85H227V84H226ZM2 86H4V85H1L0 87H2ZM190 86H191V85H190ZM192 86H193V85H192ZM6 87H7V86H6ZM62 87H63V86H62ZM104 87H106V86H104ZM148 87H149V86H148ZM185 87H186V86H185ZM187 87H188V85H187ZM198 87H199V86H198ZM200 87H202V86H200ZM213 87H214V85H213ZM230 87H231V86H230ZM18 88H20V87H18ZM88 88H90V86H89ZM88 88H86V89H88ZM110 88H111V87H110ZM110 88H109V87H106L104 90H102V93H101V95H102V96H101L102 101H103V98H104V100H105L104 95L107 94V93H109ZM216 88H219V87L217 86ZM53 89H54V88H53ZM112 89H113V88H112ZM187 89H188V88H186V90H187ZM199 89H200V88H199ZM203 89L206 90V88H203ZM208 89H209V88H208ZM56 90H57V89H56ZM61 90H62V89H61ZM184 90H185V89H184ZM186 90H185V91H186ZM196 90H197V89H196ZM209 90H210V89H209ZM219 90L221 91V89H219ZM258 90H259V89H258ZM14 91H15V89H14ZM16 91H17V90H16ZM18 91H19V90H18ZM111 91H112V90H111ZM166 91H167V90H166ZM182 91H183V90H182ZM197 91H198V90H197ZM197 91H196V92H197ZM237 91H239V90L237 89ZM193 92H195V91H193ZM196 92H195V95L198 94V93H196ZM212 92H213V91H212ZM15 93H16V92H15ZM90 93H92V92L90 91ZM90 93H89L88 95H90ZM149 93H151V92L149 91ZM191 93H192V91H191ZM204 93H205V92H204ZM0 94H1V92H0ZM109 94H110V93H109ZM109 94H108V95H109ZM112 94H113V93H112ZM182 94L184 95V93H182ZM192 94H193V93H192ZM199 94H200V93H199ZM209 94H210V93H209ZM226 94H227V93H226ZM3 95H4V94H3ZM17 95H19V94H17ZM132 95L135 96V94H132ZM195 95L193 94L191 97L194 98ZM200 95H201V94H200ZM203 95H204V94H203ZM203 95H202V96H203ZM206 95H208V94H206ZM220 95H221V94H220ZM228 95H229V94H228ZM1 96H2V95H1ZM7 96H8V95H7ZM9 96H10V94H9ZM91 96H92V95H90V97H91ZM105 96H106V95H105ZM163 96H164V94H163ZM235 96H236V95H235ZM49 97H50V96H49ZM88 97H89V96H88ZM188 97L190 98V96H188ZM229 97H230V96H229ZM0 98H1V97H0ZM91 98H92V97H91ZM93 98H94V97H93ZM109 98H110V97H109ZM140 98H141V97H140ZM180 98H181V97H180ZM183 98H184V97H183ZM192 98H191V100H192ZM195 98H196V97H195ZM201 98H202V97H201ZM234 98H235V97H234ZM238 98H240V97L238 96ZM88 99H90V98H88ZM114 99H115V98H113V96H112L111 101H114ZM184 99H185V98H184ZM4 100H5V97H4ZM7 100H8V99H7ZM92 100H93V99H92ZM136 100H138V99H136ZM179 100H182V98L179 99ZM189 100H190V99H189ZM198 100H199V98H198ZM235 100H236V99H235ZM49 101H51V103H52V98H51V100H49ZM89 101H90V100H89ZM93 101H94V100H93ZM108 101H109V100H108ZM111 101H110V102H111ZM201 101H202V100H201ZM205 101H206V100H205ZM0 102H3L2 99H1ZM11 102H12V101H11ZM11 102H10V103H11ZM165 102H166V101H165ZM168 102H169V101H168ZM195 102H196V101H195ZM199 102H200V101H199ZM202 102H203V101H202ZM202 102H200V103H202ZM98 103H99V102H98ZM145 103H146V102H145ZM210 103H211V102H210ZM230 103H231V102H230ZM236 103H237V105L239 104L238 101H237ZM2 104H3V103H2ZM2 104H0V105H1V108L3 107ZM8 104H9V103H8ZM101 104H102V103H101ZM170 104H171V103H170ZM211 104H212V103H211ZM246 104H247V103H246ZM10 105H11V104H10ZM10 105H9V106H10ZM12 105H13V104H12ZM95 105H96V104H95ZM98 105H99V104H98ZM98 105H97V106H98ZM193 105H194V104H193ZM223 105H224V104H223ZM257 105H258V104H257ZM188 106L190 107V105H188ZM188 106H187V108H188ZM211 106H212V105H211ZM226 106H227V105H226ZM233 106H234V103H233ZM235 106H236V105H235ZM248 106H249V105H248ZM258 106H259V105H258ZM5 107H6V108H5L6 111H8V110H7V105H5ZM88 107H89V105H88ZM141 107H142V106H141ZM218 107H219V106H218ZM252 107H253V106H252ZM259 107H260V106H259ZM181 108H182V107H181ZM194 108H195V107H194ZM231 108H232V107H231ZM5 109H4V110H5ZM210 109H211V107H210ZM82 110H83V109H82ZM97 110H98V109H97ZM195 110H196V109H195ZM253 110H254V109H253ZM138 111H139V110H138ZM142 111H143V110H142ZM202 111H204V110H202ZM210 111H211V110H210ZM218 111H219V110H218ZM220 111H221V110H220ZM80 112H81V111H80ZM83 112H84V110H83ZM164 112H165V111H164ZM182 112H183V111H182ZM188 112H189V110H188ZM240 112H241V111H240ZM253 112H255V111H253ZM1 113H2V112H1ZM86 113L88 114V111H87ZM86 113H82V114H86ZM145 113H146V112H145ZM189 113H190V112H189ZM221 113H223V112H221ZM225 113H226V112H225ZM241 113H242V112H241ZM256 113H257V112H256ZM259 113H260V111H259ZM7 114H8V113H6V115H7ZM196 114H197V113H196ZM196 114H195V115H196ZM201 114H203V116H204L205 113H201ZM207 114H208V113H207ZM207 114H206V115H207ZM238 114H239V113H238ZM79 115H80V114H79ZM89 115H90V114H89ZM89 115H88V116H89ZM226 115H227V114H226ZM86 116H87V115H86ZM178 116H179V112H178ZM196 116H197V115H196ZM196 116H195V117H196ZM221 116H223V115H221ZM256 116H257V114H256ZM95 117H96V116H95ZM179 117H180V116H179ZM197 117H198V116H197ZM200 117H202V116H200ZM227 117H228V116H227ZM227 117H226V119H227ZM229 117H230V116H229ZM238 117H240V116H238ZM241 117H242V116H241ZM4 118H5V117H4ZM4 118H3V119H4ZM6 118H7V116H6ZM6 118H5V119H6ZM96 118L98 119V117H96ZM156 118H157V116H156ZM182 118H183V117H182ZM203 118H204V117H203ZM1 119H2V118H1ZM83 119H85V118H83ZM97 119H96V120H97ZM176 119H177V118H176ZM185 119H186V118H185ZM191 119H192V118H191ZM199 119H200V118H199ZM215 119H216V118H215ZM85 120H87V119H85ZM92 120H93V119H92ZM171 120H172V119H171ZM204 120H205V118H204ZM241 120H242V119H241ZM4 121H5V120H4ZM4 121H3V122H4ZM172 121H173V120H172ZM199 121H200V120H199ZM224 121H225V120H224ZM231 121H232V120H231ZM247 121H249V120H247ZM82 122H83V121H82ZM89 122H90V119H89ZM162 122H163V121H162ZM197 122H198V121H197ZM207 122H208V120H207ZM207 122H206V123H207ZM213 122H214V121H213ZM220 122H221V121H220ZM103 123H104V121H103L101 124H103ZM131 123H132V122H131ZM179 123H180V122H179ZM209 123H210V122H209ZM223 123H224V122H223ZM242 123H244V122H242ZM95 124H97V123H95ZM162 124H163V123H162ZM172 124H174V123H172ZM183 124H184V123H183ZM213 124H214V123H213ZM87 125H88V124H86V127H88ZM92 125H93V124H92ZM179 125H180V124H179ZM194 125H196V123H194L193 126H194ZM204 125H205V124H204ZM207 125H208V124H207ZM217 125H218V124H217ZM227 125H228V126H227ZM227 125H225V126L229 127V123H228ZM247 125H248V123H247ZM149 126H150V125H149ZM166 126H167V125H166ZM170 126H173L172 129L174 130V127H175L176 125H171V124H170ZM170 126H169V127H170ZM202 126H203V125H202ZM205 126H206V125H205ZM94 127H95V126H94ZM95 128H99V126H98V127H95ZM167 128H168V127H167ZM195 128H196V127H195ZM209 128H210V127H208V129H209ZM88 129H89V128H88ZM101 129H102V128H101ZM122 129H123V128H122ZM163 129H165V128H163ZM175 129H176V127H175ZM191 129H193V128H191ZM211 129H212V128H211ZM98 130H99V129H98ZM102 130H103V129H102ZM112 130H113V129H112ZM112 130H111V131H112ZM125 130H126V128H125ZM170 130H171V129H170ZM188 130H189V129H188ZM199 130H200V129H199ZM201 130H202V129H201ZM92 131H93V130H92ZM158 131H159V129H158ZM165 131H167V130L165 129ZM50 132H51V131H50ZM77 132H78V131H77ZM77 132H76V134H77ZM84 132H85V131H84ZM170 132H171V131H170ZM170 132L168 131V133L171 135ZM176 132H177V129H176L175 133H176ZM240 132H241V131H240ZM261 132H262V131H261ZM0 133H1V132H0ZM109 133H110V132H109ZM124 133H125V132H124ZM136 133H137V131H136ZM160 133H161V134H164V131H163V133L160 131ZM175 133H174V134H175ZM178 133L182 134L183 131H182V132L179 131ZM178 133H177V135H178ZM195 133H196V132H195ZM246 133H247V132H246ZM76 134H75V135H76ZM146 134H147V133H146ZM165 134L167 135V133H165ZM169 134H168V136H169ZM174 134H172V135H174ZM185 134H186V133H185ZM1 135H2V133L0 134V137H1ZM81 135H82V134H81ZM81 135H80V136H81ZM108 135H109V134H108ZM120 135H121V134H120ZM139 135H140V133H139ZM159 135H160V134H159ZM166 135H165V136H166ZM192 135H193V134H192ZM231 135H232V134H231ZM51 136H52V135H51ZM77 136H79V135H76V137H77ZM100 136H101V132H100V131H99V132H98V131L95 132V135H94V137H93V142H92L91 144H89V146H88V147H89V150L87 151V155H92L91 153L94 152V151H93V150H94L93 144H94V143H97V142L99 141ZM121 136H122V135H121ZM183 136H185V135H183ZM241 136H242V135H241ZM246 136H247V135H246ZM91 137H92V135H91ZM109 137H110V136H109ZM109 137H108V138H109ZM113 137H114V136H113ZM113 137H112V138H113ZM123 137H124V136H123ZM131 137H132V136H131ZM141 137H142V136H141ZM160 137H161V136H160ZM163 137H164V136L162 135L161 139H162ZM173 137H174V136H173ZM177 137H178V136H177ZM191 137H192V136H191ZM257 137H258V136H257ZM112 138H111V139H112ZM158 138H159V137H158ZM165 138H166V137H165ZM171 138H172V137H171ZM187 138H190V137H187ZM198 138H199V137H198ZM214 138H215V137H214ZM224 138H225V137H224ZM88 139H89V138H88ZM113 139H115V138H113ZM132 139H133V137H132ZM145 139H146V137H145ZM145 139H144V140H145ZM163 139H164V138H163ZM176 139H177V138H176ZM194 139H195V138H194ZM219 139H221L220 136H219ZM76 140H77V139H76ZM178 140H179V137H178ZM190 140H192V139H190ZM221 140H222V139H221ZM223 140H224V139H223ZM228 140H229V138L226 139V141H228ZM237 140H238V139H237ZM237 140H236V142H237ZM258 140H259V139H258ZM1 141H2V139H0V142H1ZM112 141H113V140H112ZM140 141H141V140H140ZM146 141H148V140H146ZM226 141H224V142H226ZM229 141H230V140H229ZM77 142H78V140H77ZM155 142H156V141H155ZM160 142H162V141H160ZM173 142H174V141H173ZM224 142H223V143H224ZM230 142H231V141H230ZM230 142H227V144L230 143ZM156 143H157V142H156ZM189 143H190V142H189V140H188V144H189ZM223 143H221V144H223ZM71 144H73V143H71ZM109 144H110V143H109ZM145 144H146V143H145ZM150 144H151V143H150ZM232 144H233V142H232ZM259 144H261V142L258 143L257 145L259 146ZM73 145H74V144H73ZM73 145H72V146H73ZM85 145H86V144H85ZM166 145H167V144H166ZM174 145H176V147H177V143H176V144L174 143ZM194 145H195V144H194ZM218 145H219V143H218ZM229 145H230V144H229ZM229 145H228L227 147H229ZM255 145H256V144H255ZM70 146H71V145H70ZM76 146H77V144H76ZM94 146H95V145H94ZM151 146H152V145H151ZM154 146H155V144H154ZM154 146H152V147H154ZM159 146H160V145H159ZM262 146H264V145H260V146H259V147H261L262 150H261L260 148H257L255 152L260 153V152H259V149H260L261 152H262V151L264 150V147L262 148ZM74 147H75V146H74ZM141 147H142V146H141ZM146 147H147V146H146ZM231 147H232V146H231ZM256 147H257V146H256ZM155 148H156V146H155ZM155 148H153V149H155ZM162 148H163V147H162ZM191 148H192V145H191ZM213 148H214V147H213ZM221 148H222V147H220V150H221ZM232 148H234V147H232ZM232 148H231V150H234V149H232ZM251 148H252V147H251ZM69 149H70V148H69ZM75 149H76V147H75ZM79 149H80V148H79ZM95 149H96V148H95ZM153 149H152V150H153ZM169 149H170V148H169ZM216 149H218V148H216ZM228 149H229V148H228ZM77 150H78V149H77ZM138 150H139V149H138ZM138 150H137V151H138ZM160 150H161V148H160ZM167 150H168V148H167ZM172 150H173V148H172ZM172 150L170 149V151H172ZM189 150H190V149H189ZM214 150H215V149H214ZM222 150H223V148H222ZM231 150H229V151L232 152ZM252 150H253V149H252ZM252 150H250V151H252ZM257 150H258V151H257ZM42 151H43V150H42ZM73 151H74V149H73ZM85 151H86V150H85ZM85 151H84V152H85ZM141 151H142V150H141ZM147 151L149 152V151H151V150H150V149H149V150L147 149ZM161 151H162V150H161ZM165 151H166V149H165ZM168 151H169V150H168ZM170 151L167 152V153H169V155H171V157L174 158L173 154H170ZM194 151H195V150H194ZM70 152H71V151H70ZM84 152H83V153H84ZM105 152H106V151H105ZM119 152H121V151H119ZM145 152H146V151H145ZM151 152H152V151H151ZM155 152H156V150H155ZM162 152H163V151H162ZM219 152H222V151H219ZM223 152H224V151H223ZM225 152H226V151H225ZM227 152H228V151H227ZM243 152H244V151H243ZM103 153H104V152H103ZM157 153H160V152H158V150H157ZM157 153H156V156L159 157V155H158ZM232 153H233V152H232ZM234 153H235V151H234ZM241 153H242V151H241ZM245 153H246V152H245ZM258 153H257V154H258ZM262 153H264V151H263ZM98 154H99V153H98ZM105 154H106V153H105ZM149 154H150V153H149ZM153 154H154V152H153ZM161 154H162V153H161ZM179 154H180V153H179ZM190 154H191V152H190ZM228 154H229V152H228ZM255 154H256V153H255ZM260 154H261V153H260ZM72 155H73V154H72ZM96 155H97V154H96ZM118 155H120V154H118ZM164 155H165V152H164ZM167 155H168V154H167ZM214 155H216V154H214ZM233 155H234V154H233ZM233 155H232V157H233ZM39 156H40V155H39ZM41 156H42V155H41ZM41 156H40V157H41ZM70 156H71V155H70ZM98 156H99V155H98ZM116 156H117V155H116ZM141 156H142V155H141ZM161 156L163 157V154H162ZM161 156H160V159L162 158ZM210 156H211V155H210ZM225 156H226V155H225ZM230 156H231V154H230ZM230 156H229L228 159H230L231 161H232V159H234V161L236 162V160L238 161V160H241V159H242V158L235 159V158H232V157H231V158H232V159H231ZM234 156L242 157V156H240V153H239V155H234ZM246 156H251V155H246V154H245V157H246ZM252 156H253V155H252ZM254 156H255V155H254ZM263 156H264V155L262 154V156H260V157H263ZM34 157H35V156H33V158H34ZM37 157H38V155H37ZM81 157H82V156H81ZM104 157H105V155L103 156V158H104ZM147 157H148V155H147ZM152 157H153V156H152ZM158 157H157V158H158ZM196 157H198V156H196ZM208 157H209V156H208ZM227 157H228V156H226V158L223 157L222 160H223L224 162L220 159L223 163H225L224 165H227V164H226L227 162H225V160H224V158H225L226 160H228ZM256 157H258V155H256ZM256 157H255V161L257 160ZM2 158H3V157H2ZM2 158H1V159H2ZM44 158H45V157H44ZM72 158H73V157H72ZM165 158H167V157H165ZM168 158H170V156H169ZM172 158H170V160H171ZM213 158H214V157H213ZM253 158H254V157H252V158H250V159H253ZM35 159H36V158H35ZM73 159H74V158H73ZM84 159H85V157H84ZM90 159H92V158H90ZM97 159H98V158H97ZM121 159H122V158H121ZM145 159H146V156H145ZM158 159H159V158H158ZM160 159H159V161H160ZM179 159H180V158H179ZM192 159H193V158H192ZM217 159H218V158H217ZM32 160H33V159H32ZM45 160H46V158H45ZM45 160H44V161H45ZM88 160H89V159H88ZM100 160H101V159H100ZM127 160H128V159H127ZM164 160H165V159H163V162H164ZM168 160H169V159H166V162H167ZM172 160H173V159H172ZM172 160H171V161H172ZM180 160H181V159H180ZM230 160H229V161H230ZM258 160H260V159L258 158ZM261 160H263V162H264V159H263V158H261ZM152 161H153V160H152ZM152 161H151V162H152ZM157 161H158V160H156V162H157ZM171 161H170V163H168V162H167V163L170 164V165L172 166L174 161H173V162H171ZM176 161H177V160H176ZM185 161H186V159H185ZM234 161H232L231 163H233ZM242 161H243V163H240L239 161H238V162L244 166L245 162H244V160H242ZM247 161L249 162L250 160L247 159L246 162H247ZM251 161H252V160H251ZM251 161H250V162H251ZM91 162H92V161H91ZM103 162H104V161H103ZM181 162H183V160H181ZM238 162H237V163H238ZM260 162H262V161H260ZM260 162L258 161L257 163H260ZM37 163H39V162L37 161ZM41 163H42V161H41ZM105 163H106V162H105ZM109 163H110V162H109ZM144 163H146V162H144ZM178 163H179V162H178ZM178 163H176V164L174 163L175 166H176ZM223 163H222V164H223ZM229 163H230V162H229ZM231 163H230V164H231ZM239 163H238V166H239ZM254 163H255V162H254ZM32 164H33V162H32ZM39 164H40V163H39ZM97 164H98V163H97ZM97 164H96V165H97ZM106 164H107V163H106ZM117 164H118V162H117ZM117 164H116V166H117ZM139 164H141V162H140ZM146 164H147V163H146ZM164 164H166V163L164 162V163L161 164V165H163V166L165 167ZM183 164H186V163L184 162ZM187 164L189 165V163H187ZM190 164H192V163L190 162ZM198 164H199V162H198ZM206 164H207V163H206ZM217 164H218V163H217ZM220 164H221V163H220ZM34 165H35V164H34ZM34 165H32V166H34ZM37 165H38V164H37ZM37 165H36V167H37ZM41 165H42V164H41ZM41 165H40V166H41ZM87 165H88V164H87ZM98 165H99V164H98ZM98 165H97L96 167H98ZM102 165H103V164H102ZM109 165L111 166V164H109ZM135 165H136V164H135ZM155 165H156L155 163H154V166H152V164H151L150 167H155ZM157 165H159V164H157ZM161 165H160V166H161ZM188 165H187V166H188ZM212 165H213V164H212ZM224 165H223V166H224ZM231 165H232V164H231ZM235 165H237V164H235ZM246 165H247V164H246ZM253 165H254V164H253ZM253 165H252V170H253V167H254ZM257 165H259V164H257ZM257 165L255 164V166H257ZM32 166H31V167H32ZM120 166H121V165H120ZM141 166H143V165H141ZM167 166H168V168H170L169 165H167ZM173 166H174V165H173ZM178 166H179V164L177 165V167H178ZM192 166H194V164H192ZM195 166H197V163L195 164ZM195 166L192 167L191 169L195 168ZM198 166L201 168V163H200V165H198ZM203 166H204V165H202V170H203ZM210 166H211V165H210ZM223 166H222V168H224V169H225V167H226V168H229V167H227V166H225V167H223ZM233 166H234V165H232L231 167H233ZM238 166H237V168H239ZM243 166H242V167L240 166L241 170H239V174H240V171L242 172V169L245 167V166H244V167H243ZM31 167H30V168H31ZM89 167H90V166H89ZM89 167H88V168H89ZM96 167H95V168H96ZM99 167H100V166H99ZM177 167H176V169H177ZM181 167H183V165H182ZM189 167H190V165L187 167V169H188ZM199 167H197V168L199 169ZM205 167H207V165H205ZM247 167H248V166H247ZM247 167H245V168H247ZM263 167H264V166H262V168H263ZM43 168H44V167H43ZM100 168H101V167H100ZM105 168H106V167H105ZM107 168H108V167H107ZM121 168H122V167H121ZM121 168H120V169H121ZM171 168H172V167H171ZM208 168H209V167H208ZM222 168L220 167V170H221ZM240 168H239V169H240ZM245 168H244V169H245ZM254 168H255V167H254ZM25 169H26V168H25ZM37 169H38V168H37ZM40 169H41V168H39V170H40ZM67 169H68V168H67ZM111 169H114V168L111 167ZM111 169H110V170H111ZM120 169H117L115 172H117V171L120 170ZM150 169L152 170V171H151L152 174H153V172H154V173L157 172V173L159 174V172L157 171V168H156V169L149 168V170H150ZM160 169H162V168H160ZM164 169H165V168H164ZM164 169H162V170H164ZM166 169H167V168H166ZM166 169H165L164 171H166V173H168V171H167L168 169H167V170H166ZM178 169H180V166L178 167ZM182 169H184V168H182ZM182 169H181V170H182ZM191 169H189L190 172L192 171ZM204 169H206V168H204ZM209 169H210V168H209ZM234 169H235V168H234ZM244 169H243V170H244ZM255 169H256V168H255ZM255 169H254V170H255ZM263 169H264V168H263ZM97 170H99V168L96 169V172H98ZM105 170H106V169H105ZM105 170H104V171H105ZM114 170H115V169H114ZM145 170H146V169H145ZM145 170H144V173H147V172H145ZM154 170H155V171H154ZM162 170H161V171H162ZM169 170H171V169H169ZM173 170H174V172H172V173H173L174 176H172L170 173H168V174H167L168 177H164L165 179L169 180V182H170V177L175 178L176 175H177V177H178V174H182V173H180V172L178 173L179 170H178L177 172H175V169H173ZM173 170H172V171H173ZM189 170H188V172H189ZM228 170H231V168L227 169L226 171H228ZM246 170H247V169H245V171H246ZM252 170H251V171H252ZM260 170L262 171V169H260ZM15 171H16V170H15ZM67 171H68V170H67ZM99 171H100V170H99ZM147 171H148V169H147ZM198 171H200V172H204V171H201V169L198 170ZM221 171H222V170H221ZM226 171L223 170L222 172H226ZM231 171H232V170H231ZM234 171H235V170H234ZM237 171H238V169H237ZM256 171H257V170H256ZM35 172H36V171H35ZM35 172H34V173H35ZM43 172H44V171H43ZM96 172H95V173H96ZM100 172H102V170H101ZM100 172H99V173H100ZM110 172H111V171H110ZM119 172H122V171H118V173H119ZM149 172H150V171H149ZM169 172H170V171H169ZM185 172H186V171H185ZM207 172H209V171H207ZM222 172H220V173H222ZM102 173L104 174V172H102ZM105 173H106V172H105ZM123 173H124V172H123ZM136 173H137V171H136ZM139 173H140V172H139ZM157 173H156V175H158ZM160 173H162V172H160ZM163 173L166 174L165 172H163ZM175 173H178V174L175 175ZM191 173H192L193 175H195V174L193 173V171H192ZM195 173L197 174L198 172H195ZM227 173H228V172H227ZM229 173H230V172H229ZM229 173H228V174H229ZM251 173H252V172H251ZM253 173L255 174V172H253ZM260 173H262V172H260ZM37 174H38V173H36V176H37ZM83 174H85V173H83ZM96 174H98V173H96ZM103 174H102V175H103ZM115 174H116V173H115ZM149 174H150V173H149ZM149 174H148V175L146 174L147 177H145V178H148V177H149ZM186 174H187V175L184 174V176L187 177L185 180H183L184 178H180V177H182V176L179 175L180 180L182 179V181H183L184 184H185V181H186L187 179H189V176H190V175H189L190 173H189V174L186 173ZM201 174H202V173H201ZM208 174H209V173H208ZM208 174H207V175H208ZM222 174H223V173H222ZM234 174H235V173H234ZM239 174L236 175V176H239ZM249 174H250V173H249ZM76 175H77V174H76ZM102 175L100 174L101 177H103ZM106 175H107V173H106ZM109 175H110V174H109ZM109 175H107L106 177L108 178ZM122 175H123V174H122ZM122 175H117V176H121V178H122ZM156 175H154V176H156ZM159 175H160V174H159ZM159 175H158V176H159ZM169 175H171V176L169 177ZM188 175H189V176H188ZM204 175H205V174H204ZM209 175H210V174H209ZM262 175H264V173H263ZM262 175L260 174V175H259L260 178H259V177H258V178H259V179H262V178L264 177V176H262ZM0 176H1V175H0ZM112 176H113V175L111 174V177H112ZM117 176H115V177H117ZM131 176H132V175H131ZM154 176H153V177H154ZM165 176H166V175H165ZM201 176H202V175H201ZM220 176H221V175H220ZM253 176H254V175H253ZM43 177H44V175H43ZM43 177H42V178H43ZM111 177L108 178V181H109V179H110ZM113 177H114V176H113ZM115 177H114V178H115ZM136 177H137V176H136ZM195 177H196V176H195ZM254 177H255V176H254ZM261 177H262V178H261ZM27 178H28V177H27ZM114 178H111V180L114 179ZM133 178H134V177H133ZM154 178H155V177H154ZM157 178H159V177H157ZM164 178H162V180H165ZM168 178H169V179H168ZM179 178H178V179H179ZM225 178H226V177H225ZM227 178H228V177H227ZM231 178H232V177H231ZM251 178H252V177H251ZM258 178H256V179L259 180ZM118 179H119V178H118ZM118 179H117V180L115 179V181H118ZM150 179H151V178H150ZM159 179H160V178H159ZM159 179H158V183H160L159 185H161L162 183H164L165 185H166V183L169 184L168 181H167L166 183H165V181H164V182L162 181V183H161ZM192 179L194 180V178H192ZM203 179H204V178H203ZM203 179H202V181H201L200 183L203 182ZM208 179H209V178H207V180H208ZM213 179H214V178H213ZM219 179H220V178H219ZM234 179L236 180L237 178H236V177L233 178L232 181H233ZM247 179H249V178L247 177ZM102 180H103V179H102ZM105 180H107V179L105 178ZM135 180H136V179H135ZM154 180H155V179H154ZM156 180H157V179H156ZM171 180L173 181L172 178H171ZM175 180H176V179H175ZM238 180H239V179H238ZM249 180H250V179H249ZM252 180H253V179H252ZM254 180H255V179H254ZM257 180H256V181H257ZM12 181H14V179H12ZM15 181H16V179H15ZM19 181H20V180H19ZM22 181H24V180H22ZM67 181H68V180H67ZM67 181H66V182H67ZM91 181H92V172H90V173L88 174V177L85 179V181H83L84 183L82 182V183H83V187H84V188H85V187H88V185L86 186V184H87V183H90ZM141 181H142V180H141ZM145 181H146V180H145ZM145 181H144V182H145ZM148 181H149V179H148ZM205 181H206V180H205ZM211 181H212V180H211ZM216 181H217V179H216ZM223 181H224V180H223ZM225 181H226V182H225V187H226L227 180H225ZM232 181H231V182H232ZM256 181H255V183L257 184L258 181H257V182H256ZM259 181H260V180H259ZM32 182H35V181H32ZM36 182H37V181H36ZM86 182H87V183H86ZM109 182L111 183V181H109ZM109 182H108V183H109ZM113 182H114V181H113ZM119 182H120V181H119ZM119 182H118V183H119ZM142 182H143V181H142ZM142 182H140V183H142ZM151 182H152V180H151ZM189 182H191L190 179L188 180V183H189ZM193 182H194V181H193ZM213 182H215V181H213ZM243 182H244V180H243ZM243 182H241V184H242ZM249 182H250V181H249ZM14 183H15V182H14ZM39 183H40V182H39ZM105 183H107V182H105ZM108 183H107V184H108ZM158 183H157V182H156V183H153V182H152L153 185H154V184H157V185H158ZM172 183H173V182H172ZM172 183L170 182V186H172ZM180 183H181V182H180ZM188 183H186V185H187ZM194 183L196 184V182H194ZM194 183H193V184H194ZM209 183L211 184V182H209ZM216 183H217V182H216ZM255 183H254V184H255ZM16 184H17V183H16ZM26 184H27V183H26ZM35 184H37V183H35ZM74 184H75V183H74ZM112 184H113V183H111V185H112ZM134 184H135V182H134ZM150 184H151V183H150ZM152 184H151V185H152ZM164 184H163V185H164ZM189 184H190V183H189ZM197 184H198V183H197ZM204 184H205V182H204ZM206 184H207V183H206ZM237 184H238V182H237ZM244 184H246V182H245ZM260 184H261V183H260ZM22 185H23V184H22ZM22 185H21V186H22ZM28 185H29V187H30V184H28ZM89 185H90V184H89ZM101 185H103V183H102ZM105 185H106V184H105ZM114 185H115V184H114ZM159 185H158V186H159ZM174 185H175V184H174ZM201 185H202V184H201ZM208 185H209V184H208ZM221 185H222V184H221ZM221 185H219V187L216 188V189H221V187H220ZM35 186H36V185H35ZM75 186H76V184H75ZM147 186H148V185H147ZM167 186H168V185H166V187H167ZM176 186L178 187V184H177ZM189 186L192 187V186H194V185H191V184H190ZM189 186H188V187H189ZM223 186H224V184H223ZM229 186H230V184H229ZM242 186H243V185H242ZM7 187H8V186H7ZM9 187H13V188H14V186H10V185H9ZM25 187H26V186H25ZM29 187H28V188H29ZM81 187H82V186H81ZM102 187H103V186H102ZM164 187H165V186H164ZM173 187H174V186H173ZM177 187H175V190H177V189H176ZM184 187H185V186H184ZM190 187H189V188H190ZM195 187H196V186H194V188H195ZM206 187H207V186H206ZM206 187H205V188H206ZM215 187H216V186H215ZM231 187H232V186H231ZM250 187H251V186H250ZM258 187H259V185H258ZM23 188H24V187H23ZM66 188H67V187H66ZM70 188H71V187H70ZM91 188H92V187H91ZM111 188H112V187H110V189H111ZM179 188H180V186L178 187V189H179ZM186 188H187V187H186ZM194 188H193V189H194ZM196 188L199 189V186H197ZM200 188H202V187H200ZM205 188H203V189H205ZM222 188H223V187H222ZM232 188H233V187H232ZM234 188H236V187H234ZM239 188H240V187H239ZM243 188H244V187H243ZM245 188H246V187H245ZM260 188H261V187H260ZM67 189H69V187H68ZM79 189H80V187H79ZM79 189H78V190H79ZM86 189H87V188H86ZM106 189H108V187H107ZM110 189H109V190H110ZM146 189H147V188H146ZM146 189H145V190H146ZM165 189H166V188H165ZM170 189H171V187L168 188V190H170ZM180 189H184L183 186H182V188H180ZM191 189H192V188H191ZM228 189L231 190L230 187H229ZM248 189H249V188H248ZM10 190H11V189H10ZM33 190H34V189H33ZM71 190H72V189H71ZM100 190H101V189H100ZM109 190H108V191H109ZM112 190H113V189H112ZM138 190H139V189H138ZM142 190H143V186H142ZM142 190H141V191H142ZM161 190H162V188H161ZM173 190H174V188L171 189V191H170L171 194L173 193V192H172ZM205 190H207V188H206ZM208 190H209V189H208ZM223 190H224V188H223ZM226 190H227V188L224 190V192H225ZM235 190H236V189H235ZM21 191L23 192V189H22ZM73 191H74V190H73ZM87 191H88V189H87ZM106 191H107V190H106ZM133 191H135V189H134ZM143 191H144V190H143ZM143 191H142V192H143ZM151 191H152V190H151ZM162 191H163V190H162ZM177 191L179 192V190H177ZM195 191H196V190H195ZM200 191H201V189H199V192H200ZM202 191H203V190H202ZM210 191H212V190H210ZM210 191L208 192V196L211 194ZM214 191H216V190H214ZM236 191H237V190H236ZM239 191H240V190H239ZM246 191H247V190H246ZM27 192H28V190H27ZM101 192H102V191H101ZM144 192H145V191H144ZM159 192H160V189H159ZM166 192H167V191H166ZM203 192H204V191H203ZM203 192H201V194H203ZM237 192H238V191H237ZM244 192H245V191H244ZM248 192H249V191H248ZM18 193H21V192H18ZM67 193H68V192H67ZM81 193H82V192H81ZM137 193H138V192H137ZM140 193H141V192H140ZM140 193H138V194H140ZM146 193H147V191H146ZM146 193H145V194H146ZM149 193H150V192H149ZM186 193H188L187 190H186ZM186 193H185V194H186ZM218 193L220 194V191H219ZM221 193H222V192H221ZM225 193H229V192L226 191ZM239 193H241V192H239ZM239 193H238V194H239ZM245 193H246V192H245ZM21 194H22V193H21ZM21 194H20V195H21ZM62 194H63V193H62ZM65 194H66V193H64V195H65ZM68 194H69V193H68ZM76 194H77V193H76ZM78 194H79V193H78ZM83 194H84V193H83ZM85 194H86V193H85ZM85 194H84V195H85ZM135 194H136V193H135ZM143 194H144V193H143ZM147 194H148V193H147ZM179 194H180V192H179ZM179 194H178V195H179ZM195 194H196V192H195ZM195 194H194V195H195ZM212 194H213V193H212ZM212 194H211V195H212ZM233 194H234V193H233ZM242 194H244V193H242ZM255 194H256V193H255ZM20 195H19V196H20ZM71 195L73 196L72 193H71ZM81 195H82V194H81ZM102 195H103V193H102ZM111 195H112V194H111ZM114 195H115V194H114ZM168 195H170V194H168ZM173 195H174V194H173ZM203 195H204V194H203ZM213 195H214V194H213ZM225 195H227V194H223V196H225ZM29 196H30V193H29ZM66 196H67V197H66ZM66 196H65V197H66L67 199H69L70 196H69V197H68V195H66ZM103 196H104V195H103ZM135 196H137V194H136ZM141 196H142V195H141ZM144 196H145V195H144ZM144 196H142V197H144ZM195 196H197V194H196ZM199 196H200V195H199ZM214 196H215V195H214ZM214 196H213V197H214ZM235 196H236V195H235ZM238 196H239V195H238ZM17 197H18V196H17ZM24 197H25V195H24ZM80 197H81V196H80ZM107 197H108V196H107ZM132 197H133V196H132ZM142 197H139V199H140V198L142 199ZM163 197H164V196H163ZM169 197H170V196H169ZM192 197H194V196H192ZM200 197H201V196H200ZM203 197H204V196H203ZM209 197H210V196H209ZM211 197H212V196H211ZM211 197H210V199H211ZM218 197H219V196H218V194H217V195H216V198H218ZM230 197H231V196H230ZM254 197H256V196L253 195V198H254ZM5 198H6V197H5ZM8 198H10V197H8ZM22 198H23V197H21V199H22ZM73 198H74V197H73ZM78 198H79V197H78ZM104 198H105V197H104ZM104 198H103V200H104ZM179 198H180V197H179ZM183 198H184V197H183ZM194 198H195V197H194ZM205 198H206V197H205ZM205 198H204V199H205ZM237 198H238V197H236V199H237ZM240 198H241V197H240ZM10 199H11V198H10ZM13 199H14V198H12L11 200L14 201ZM25 199H26V198H25ZM37 199H38V198H37ZM75 199H76V198H75ZM100 199H101V198H100ZM100 199H99V200H100ZM139 199L137 198V200H139ZM172 199H173V198H172ZM210 199H207V200H210ZM8 200H9V199H8ZM19 200H20V197H19ZM64 200H65V199H64ZM94 200H95V198H94ZM94 200H93V201H94ZM101 200H102V199H101ZM135 200H136V199H135ZM137 200H136V201H137ZM177 200H178V199H177ZM186 200H188V199L186 198ZM202 200H203V199H202ZM207 200H206V201L203 200V201H205V202H204V203L202 202V204H205V206H206V202H207ZM219 200H221V198H220ZM222 200H223V199H222ZM229 200H231V199H229ZM9 201H10V200H9ZM21 201H22V200H21ZM26 201H27V200H26ZM66 201H67V200H66ZM66 201H65V202H66ZM68 201H69V200H68ZM68 201H67V203H69ZM71 201H72V200H71ZM71 201H70V202H71ZM75 201H76V200H74V202H75ZM90 201H91V200H90ZM97 201H98V200H97ZM212 201H213V199L211 200V202H212ZM216 201H217V200H216ZM253 201H255V200H253ZM7 202H8V201H7ZM7 202H6V205L9 204V203H7ZM15 202L17 203V200H16ZM15 202H14V203H15ZM29 202H31V201H29ZM29 202L27 203L28 205H29ZM100 202H101V201H100ZM107 202H109V197H108V201H107ZM107 202H105V203H107ZM140 202H142V201H140ZM222 202H223V201H222ZM222 202H220V203H222ZM230 202H232V201H230ZM237 202H238V201H237ZM244 202H245V201H244ZM0 203H1V202H0ZM2 203H3V202H2ZM12 203H13V202H12ZM18 203H19V202H18ZM18 203H17V204H18ZM20 203H22V202H20ZM20 203L18 204V205H19L18 207H21L22 204H23V203H22V204L20 205ZM31 203H32V202H31ZM36 203H37V202H36ZM36 203H35V204H36ZM76 203H77V202H76ZM98 203H99V202H98ZM98 203H97V204H98ZM105 203H103V205H104ZM198 203H199V202H198ZM207 203H208V202H207ZM212 203H213V202H212ZM226 203H227V202H226ZM245 203H246V202H245ZM41 204H42V203H41ZM64 204H66V203H64ZM81 204H82V203H81ZM131 204H134V203H131ZM137 204H138V202H137ZM186 204H187V203H186ZM253 204H254V202H253ZM0 205H1V204H0ZM12 205H13V204H12ZM14 205H15V204H14ZM36 205H38V204H36ZM69 205H70V204H69ZM69 205H67L68 208H69ZM73 205H74V203H73ZM83 205H84V203H83ZM110 205H111V204H110ZM135 205H136V203H135ZM179 205H180V204H179ZM224 205H226V204H224ZM235 205H236V204H235ZM249 205H250V204H249ZM249 205H248V206H249ZM16 206H17V205H16ZM16 206H14V207H16ZM30 206H31V205H30ZM39 206H41V205L39 204ZM63 206H65V205H63ZM71 206H72V205H71ZM74 206H76V204H75ZM74 206H73V207H74ZM77 206H80V207H81L80 204L77 205ZM97 206H98V205H97ZM97 206H96V208H97ZM113 206H114V205H113ZM132 206H133V205H132ZM138 206H139V204L137 205V207H138ZM140 206H141V205H140ZM197 206H198V205H197ZM217 206H218V205H217ZM221 206H222V205H221ZM227 206H228V205H227ZM245 206H246V205H244V204H238L237 207H236V209L234 210V212H233L231 218L229 219V221H230L231 223H229L228 226H230V224L233 223V224L237 225V226L240 228V229H239V228L236 226V228H238L239 230H233L234 233L232 232L233 234H232L231 236H229V237H231L232 241L234 242V245L231 244L232 247H230V248H231L230 250H228V249H229V248H228V249H227L228 251H227L226 253H222V254H221V253L218 252V251H219V249H218L219 246H218V248H217V246H216V249L218 250V251H217V250L215 249V247H214L213 244H212V245H213L212 247H207V244L204 245V243H203L202 240L197 239L195 242H193V246H192V247L194 248V251H193V253L191 254V259L188 260L185 264H221V262L224 263V264H264V245H263V243H261L260 241H258V244H257V246H256V248H255V250H254L255 255H254V259H253V260H251V259L249 258V256L246 254V250L242 247L240 241H239V243H238V240H240V239H242V238H245V237H246V238H247V237H253L252 233H250V232H251V231H254L255 229H257V228L259 227V225L262 223V220L264 219V193H261V194L259 195V197H258L257 210H255V211H249V210H247V209H250V206H252V205H250L247 209H246ZM7 207H9V206L7 205ZM14 207H13V208H14ZM67 207H66V208H67ZM73 207H70V208H72V210H73ZM82 207H83V206H82ZM82 207H81V208H82ZM118 207H119V206H118ZM122 207H123V206H122ZM207 207H208V206H207ZM218 207H219V206H218ZM253 207H254V206H253ZM4 208H5V207H4ZM16 208H17V207H16ZM21 208H22V207H21ZM35 208H36V207H35ZM70 208H69V210H70ZM96 208H95V209H96ZM102 208H103V207H102ZM111 208H112V207H111ZM111 208L109 207V208L106 210V212L104 213V215L102 216V218L100 217V218H101V221L98 222L97 229H95V231H96L95 233H96V234L94 235L93 238H92L93 235L90 237V238H92V241L90 240L91 242L88 244V247H89L88 250H87V251H84V250H83L84 245H82V247L80 248V250H79V252L77 253V255H76L74 258L72 257V258H71V261H69L68 264H93V263H94V259H95L96 255H97V252H98L99 248H100L101 240H102V238H104V237L107 236V235L104 236V235H105L104 232H105L106 227H108L107 225H108V222H109V219H110V213H112ZM138 208H139V207H138ZM138 208H137V210H138ZM161 208H162V207H161ZM183 208H184V207H183ZM200 208H201V205H200ZM22 209H25V211H26V208H22ZM22 209H21V211H24V210H22ZM62 209H63V208H61V210H62ZM76 209H77V208H76ZM98 209H100V207H98ZM139 209H140V208H139ZM181 209H182V207H181ZM233 209H234V208H233ZM5 210H6V209H5ZM7 210H8V209H7ZM7 210H6V211H7ZM12 210H13V209H12V207H11V211H12ZM17 210H18V209H17ZM17 210H16V211H17ZM19 210H20V209H19ZM19 210H18V212H20ZM28 210H29V209H28ZM61 210H60V211H61ZM66 210H67V209H66ZM66 210L63 209V210H62L63 213H61V214L63 215V214L65 213L64 211H66ZM72 210H71V211H72ZM103 210H104V209H103ZM103 210H102V211H103ZM132 210H133V208H132ZM132 210H130V211H132ZM135 210H136V209H134V211H135ZM230 210H232V209H230ZM0 211H1V210H0ZM2 211H3V210H2ZM93 211H94V210H93ZM99 211H101V210H99ZM99 211H98V212H99ZM119 211H120V210H119ZM138 211H140V210H138ZM207 211H208V210H207ZM14 212H15V209H14ZM14 212H13V216H14ZM89 212H90V211H88V209H87V207H86V208L84 209L83 214H82V215H83V218H85ZM98 212H97V213H98ZM135 212H136V211H135ZM140 212H141V211H140ZM181 212L183 213V212H185V211L183 210V211H181ZM188 212H189V211H188ZM204 212L207 213L206 211H204ZM208 212H209V211H208ZM210 212L212 213L213 211L211 210ZM210 212H209V213H210ZM2 213H3V212H2ZM4 213H5V212H4ZM7 213H8V212H7ZM32 213H34V212L32 211ZM94 213H95V211H94ZM100 213H101V212H100ZM117 213H118V212H117ZM141 213H142V212H141ZM157 213H158V212H157ZM164 213H165V212H164ZM5 214H6V213H5ZM5 214H4V216H5ZM10 214H11V213H10ZM10 214H9V215H10ZM20 214H22V212H20ZM61 214L59 213L58 216H60ZM66 214H67V211H66ZM79 214H80V213H79ZM132 214H133V213H132ZM158 214H159V213H158ZM183 214H185V213H183ZM207 214H208V213H207ZM215 214H216V213H215ZM215 214H213V217H214ZM230 214H231V213H230ZM7 215H8V214H7ZM7 215H6V216H7ZM23 215H24V214H23ZM29 215H30V214H29ZM41 215H42V214H41ZM43 215H44V214H43ZM97 215H99V214H97ZM114 215H115V214H114ZM126 215H127V214H126ZM139 215H140V214H139ZM0 216H1V215H0ZM17 216H19V215L17 214L15 217H17ZM63 216H65V214H64ZM92 216H94V214H92ZM119 216H120V215H119ZM133 216H134V214H133ZM178 216H179V215H178ZM228 216H229V214H228ZM7 217H8V216H7ZM7 217H6V218H7ZM9 217H11V216H9ZM43 217H44V216H42V217H37V218H39V219L36 218V219H35L36 222H37V220L40 222V221H41L40 218H43ZM66 217H67V216H66ZM68 217H71V219H72L71 214H70V216H68ZM124 217H125V216H124ZM130 217H131V215H130ZM157 217H158V216H157ZM222 217H223V216H222ZM1 218H2V216H1ZM3 218H4V217H3ZM3 218H2V219H3ZM11 218H12V217H11ZM11 218H10V220H11ZM18 218H19V217H18ZM21 218H22V217H21ZM47 218H48V217H47ZM59 218L61 219V220H59V221H62V218H64V217H61V216H60ZM91 218H93V217H91ZM100 218H99V219H100ZM159 218H160V217H159ZM207 218H208V216H207ZM207 218H206V220H207ZM223 218H224V217H223ZM223 218H222V219H223ZM12 219H13L14 221H16V218H15V219L12 218ZM31 219H33V218L31 217ZM31 219H30V221L33 223V220H31ZM48 219H50V218H48ZM51 219H52V220L54 219L53 222H56V221H57V220L55 221V217H54V218H51ZM64 219H65V218H64ZM67 219H68V218H66V220H67ZM97 219H98V217H97ZM97 219H96V220H97ZM129 219H130V218H129ZM157 219H158V218H157ZM184 219H185V218H184ZM219 219H220V218H219ZM222 219H221V221H219V224H217L218 222H216V224H217V225H221V228L223 227V228L225 229V226H224L222 223H220V222H223L224 219H223V220H222ZM225 219H226V217H225ZM6 220H7V219H6ZM10 220H9V221H10ZM27 220H28V218H27ZM52 220H51V221H52ZM81 220H82V219H81ZM84 220H86V219H84ZM96 220H94V223L96 222ZM112 220H113V219L111 218V221H112ZM136 220H137V219H136ZM201 220H202V219H200V221H201ZM204 220H205V219H204ZM226 220H228V219H226ZM0 221H1V219H0ZM14 221H13V222H14ZM18 221H19V220H18ZM42 221H43V219H42ZM51 221H49L47 224L49 225V223H50ZM67 221H68V220H67ZM69 221H70V220H69ZM90 221H91V220H90ZM92 221H93V219H92ZM97 221H98V220H97ZM118 221H119V220H118ZM156 221H157V220H156ZM4 222H5V219H4ZM7 222H8V221H7ZM7 222H6V223H7ZM20 222H21V221H20ZM20 222H19V223H20ZM22 222H23V221H22ZM31 222H30V223H31ZM43 222H44V221H43ZM46 222H47V221H46ZM53 222H52V223H53ZM132 222H134V221L132 220ZM153 222H155V221H153ZM159 222H160V221H159ZM203 222H204V221H203ZM227 222H228V221H227ZM227 222H226V223H227ZM41 223H42V222H41ZM63 223H64V222H63ZM63 223L60 224L61 226H59V227H61V229H62V227H63V226H62ZM69 223H71V222H69ZM75 223H76V222H75ZM77 223H78V224H77ZM77 223H76V224L79 226V222H77ZM82 223H83V222H82ZM91 223H92V222H91ZM135 223H136V222H135ZM155 223H156V222H155ZM155 223H154V224H155ZM191 223H192V222H191ZM224 223H225V222H224ZM1 224H2V223H1ZM1 224H0V225H1ZM8 224H9V223H8ZM20 224H21V223H20ZM38 224L40 225V223H37V225H38ZM45 224H46V223H45ZM67 224H68V223H67ZM67 224H66V225L64 224V225L67 226ZM119 224H120V223H119ZM152 224H153V223H152ZM165 224H166V223H165ZM4 225H5V223H4ZM4 225H3V226H4ZM10 225H11V224H10ZM14 225H15V223H14ZM16 225H17V222H16ZM18 225H19V224H18ZM26 225H27V224H26ZM37 225H36L35 230L33 229V227L35 226V223L33 224L32 228H31L29 225H28V227H30V228H31L32 230H34V232H35L36 229H37ZM48 225H47V228H48V229H50V228L52 229V227L55 229L54 226H52V227L49 228ZM50 225H54V224H51V223H50ZM58 225H59V224H58ZM58 225H57V226H58ZM83 225H84V224H83ZM88 225H89V224H88ZM90 225H92V224H90ZM95 225H96V224H95ZM148 225H149V224H148ZM150 225H151V224H150ZM158 225H159V224H158ZM214 225H215V224H214ZM222 225H223V226H222ZM225 225H226V224H225ZM11 226H13V225H11ZM11 226H9V227H11ZM20 226H21V225H20ZM20 226H19V227H20ZM43 226H44V223H43ZM65 226H64V228H65ZM68 226H69V225H68ZM71 226H72V224H71ZM81 226H82V225H81ZM92 226H93V225H92ZM133 226H134V225H133ZM153 226H154V225H153ZM153 226H152V227H153ZM231 226H232V225H231ZM28 227H26V228H28ZM41 227H42V226H41ZM41 227H40V228H41ZM44 227H45V226H44ZM93 227H94V226H93ZM113 227H114V226H113ZM154 227H155V226H154ZM192 227H193V226H192ZM218 227H219V226H218ZM218 227H216L215 229H217ZM40 228H39L38 230H40ZM45 228H46V227H45ZM57 228H58V227H57ZM67 228H68V227H67ZM76 228H77V227H76ZM88 228H89V226H88ZM115 228H116V227H115ZM135 228H137V227L135 226ZM202 228H203V227H202ZM202 228H201V229H202ZM204 228H205V227H204ZM219 228H220V227H219ZM219 228L215 231V233H216L217 231H219ZM230 228H234V225H233L232 227H230ZM1 229H2V228H0V230H1ZM5 229H6V228H5ZM7 229H8V228H7ZM10 229L13 230V228H10ZM21 229H22V228H21ZM31 229H30V230H31ZM59 229H60V228H59ZM91 229H92V228H91ZM117 229H118V228H117ZM117 229H116V231H117ZM215 229L212 227V230H213V231L210 229V231H212L211 233H214V230H215ZM228 229H229V228H228ZM234 229H235V228H234ZM22 230H24V229H22ZM28 230H29V229H27V231H28ZM41 230H43V229L41 228ZM46 230H47V229H46ZM62 230H63V229H62ZM62 230H61V232H62ZM87 230H88V229H87ZM111 230H112V228H111ZM129 230H131V227H130ZM129 230H128V231H129ZM206 230H207L206 232L208 233V237H209V236H210V232H209L208 228H207ZM231 230H232V229H231ZM8 231H9V230H8ZM10 231H11V230H10ZM25 231H26V230H25ZM47 231H49V230H47ZM53 231H54L55 234H56L57 230H56V231L53 230ZM63 231H64V230H63ZM65 231H67V230H65ZM113 231H114V229H113ZM119 231H120V230H119ZM168 231H169V230H168ZM187 231H188V229H187ZM37 232H38V231H37ZM39 232L41 233L42 231H39ZM45 232H46V231H45ZM45 232H44V233H45ZM75 232H76V231H75ZM117 232H118V231H117ZM134 232H136V231H134ZM150 232H151V231H150ZM229 232H230V231H229ZM7 233H8V232H7ZM35 233H36V232H35ZM35 233H34V234H35ZM40 233H39V234H40ZM44 233L42 232V234H44ZM47 233H48V232H47ZM50 233L53 234L52 231H51ZM50 233H49V234H50ZM57 233H58V232H57ZM90 233H91V232H90ZM90 233H89V234L87 233V234H88L87 236H90ZM93 233H94V232H93ZM109 233H110V231H109ZM112 233H113V232H112ZM219 233H220V232H219ZM8 234H9V233H8ZM19 234H20V233H19ZM22 234L24 235V233H22ZM26 234H27V233H26ZM26 234H25V235H26ZM37 234H38V233H37ZM71 234H73V233L71 232ZM76 234H77V233H76ZM149 234H150V233H149ZM153 234H154V233H153ZM155 234H156V233H155ZM184 234H185V233H184ZM196 234H197V233H195V235H196ZM10 235H11V234H10ZM14 235H15V234H14ZM25 235H24V236H25ZM44 235H45V234H44ZM47 235H48V234H47ZM47 235H46V236H47ZM57 235H59V233H58ZM67 235L69 236V233H68ZM74 235H75V234H74ZM111 235H112V234H111ZM134 235L137 236V234H134ZM205 235H206V234H205ZM223 235H224V233H223ZM3 236L5 237V234H4ZM32 236H33V234H32L30 237H32ZM37 236H38V235L35 234V236H34L33 238L35 239ZM40 236H41V235H40ZM65 236H66V234H65ZM70 236H71L70 238H72V235H70ZM103 236H104V237H103ZM113 236H114V235H113ZM197 236L200 237V234H198ZM212 236H213V234H212ZM1 237H2V236H1ZM4 237H3V238H4ZM6 237H7V236H6ZM8 237H9V236H8ZM8 237H7V238H8ZM13 237H14V236H13ZM13 237H12V238H13ZM20 237L23 238V236H20ZM30 237H28V238H30ZM44 237H45V236H44ZM49 237H50V235H49ZM54 237H55V239H56V236H53V239H54ZM73 237H74V236H73ZM75 237H77V236H75ZM109 237H110V236H109ZM109 237H108V239H110ZM119 237H120V236H119ZM154 237H155V236H154ZM218 237H219V236H218ZM7 238H6V239H7ZM10 238H11V237H10ZM15 238H16V237H15ZM15 238H14V239H15ZM17 238H18V237H17ZM47 238H48V237H47ZM50 238H51V237H50ZM62 238H64V236H63ZM78 238H79V237H78ZM125 238H126V237H125ZM130 238H131V237H130ZM215 238H216V237H215ZM258 238H259V240H261V238H262V240H263V242H264V236H259ZM18 239H19V238H18ZM23 239H24V238H23ZM23 239H20V241H18V240H17V241H18L19 243H21V242H22L21 240H23ZM31 239H32V238H31ZM53 239H52V241H53ZM59 239H60V237H58V240H59ZM66 239H67V237H66ZM68 239H69V238H68ZM68 239H67V240H68ZM73 239H74V238H73ZM73 239H72V241H73ZM76 239H77V238H76ZM105 239H106V238H105ZM159 239H160V238H159ZM205 239H206V237H205ZM209 239H210V240H209ZM209 239H208V241H211V238H210V237H209ZM222 239H224V238L222 237ZM3 240H4V239H3ZM40 240H41V239H40ZM88 240H89V237H88ZM88 240H87V241H88ZM111 240H112V238H111ZM206 240H207V239H206ZM219 240H220V239H219ZM219 240H218V241H219ZM12 241H13V240H11V242H12ZM24 241H25V240H24ZM26 241H27V240H26ZM34 241H36L37 243L39 242V241H37L36 239H35ZM59 241H60V240H59ZM62 241H63V240H62ZM70 241H71V239H70ZM103 241H104V240H103ZM117 241H118V240L116 239V242H117ZM139 241H140V240H139ZM220 241H221V240H220ZM3 242H5V240H4ZM6 242H7V241H6ZM11 242H10V244H11ZM14 242H15V241H14ZM14 242H12V243H14ZM32 242H33V241H31V243H32ZM64 242H65V241H64ZM64 242H63V243H64ZM76 242H77V241H76ZM111 242H112V241H111ZM16 243H17V242H16ZM33 243H34V242H33ZM41 243H42V242H41ZM41 243H40V244H41ZM49 243H50V241H49ZM58 243H59V242H58ZM123 243H124V242H123ZM129 243H130V242H129ZM174 243H175V242H174ZM211 243H212V242H211ZM215 243H216V240H215ZM5 244H6V243H5ZM7 244H8V243H7ZM14 244H15V243H14ZM27 244H28V243H27ZM35 244H36V243H35ZM42 244H43V243H42ZM44 244H45V243H44ZM53 244H54V243H53ZM55 244H56V243H55ZM69 244H70V243H69ZM69 244H68V245H69ZM74 244H76V243H75V240H74ZM109 244H110V243H109ZM130 244H131V243H130ZM130 244H129V245H130ZM19 245H20V244H19ZM25 245H26V244H25ZM25 245H24V247H25ZM30 245H33V244H29V246H30ZM60 245H61V244H60ZM60 245H59V246H60ZM102 245H103V242H102L101 246H102ZM132 245H133V244H132ZM12 246H13V245H10V247H12ZM17 246H18V245H17ZM34 246H35V245H33V248H34V250H35L38 246H37V244H36V248H35ZM41 246H42V245H41ZM43 246H45V245H43ZM57 246H58V245H57ZM57 246H55V247H57ZM71 246H72V245H71ZM71 246H69V247H71ZM74 246H75V245H74ZM74 246H73V247H74ZM115 246H116V245H115ZM141 246H142V245H141ZM181 246H182V245H181ZM13 247H14V246H13ZM13 247H12V248H13ZM30 247H31V246H30ZM52 247H53V246H52ZM75 247H76V246H75ZM113 247H114V246H113ZM116 247H117V246H116ZM130 247H131V245H130ZM26 248H27V246H26ZM33 248H32V249H33ZM42 248H43V247H42ZM50 248H51V247H50ZM86 248H87V247H86ZM86 248H85V249H86ZM103 248H104V247H103ZM137 248H138V247H137ZM10 249H11V248H10ZM17 249H18V248H17ZM20 249H21V248H19V250H20ZM28 249H29V248H28ZM32 249H31V252H30V255H29V256H31V254H32L33 256L36 255L37 249H36V252H34V253H32V251H33ZM38 249H39V247H38ZM45 249H46V250L48 249V251L50 250V249L47 248V247H46ZM74 249H75V248H74ZM101 249H102V248H101ZM132 249H133V248H132ZM11 250H12V249H11ZM41 250H42V249H40L39 251L41 252ZM55 250H56V249H55ZM137 250H138V249H137ZM181 250H182V248H181ZM12 251H13V250H12ZM15 251H16V250H15ZM20 251H21V250H20ZM24 251H25V250H24ZM39 251H38V252H39ZM48 251H44V252H43V253H45V256H47V257H49L48 255H49V253H50V252H48ZM52 251H53V249H52ZM72 251H73V250H72ZM99 251H100V250H99ZM8 252H9V251H8ZM46 252H47L48 255L46 254ZM162 252H163V251H162ZM10 253H13V252H10ZM10 253H8L7 256H9ZM16 253H17V251L15 252V254H16ZM28 253H29V252H28ZM28 253H26V254H28ZM19 254H20V252H19ZM38 254H39V253H38ZM38 254H37V255H38ZM40 254H41V253H40ZM55 254H56V253H55ZM55 254H54V255H55ZM10 255H12V254H10ZM52 255H53V254H52ZM103 255H104V254H103ZM136 255H137V254H136ZM13 256L15 257V255H13ZM16 256L18 257V254H17ZM33 256H32V258H33ZM41 256L44 257V255H41ZM61 256H62V255H60V257H61ZM11 257H12V256H11ZM19 257H21V259H23V258H22V254H21V256H19ZM54 257H55V256H54ZM57 257H58V256H57ZM57 257H56V258H57ZM35 258H36V257H35ZM44 258H45V257H44ZM44 258H43V259H44ZM68 258H69V257H68ZM99 258H100V257H99ZM99 258H97V259H99ZM101 258H102V257H101ZM104 258H105V257H104ZM238 258H241V262H237V263H236L235 260H238ZM9 259H10V258H9ZM15 259H16V258H15ZM17 259H18V258H17ZM29 259H30V257H28V260H29ZM33 259H34V258H33ZM40 259H41V257H40ZM43 259H42V260H43ZM7 260H8V259H7ZM10 260H12V259H10ZM26 260H27V259H26ZM35 260H36V259H35ZM35 260H34V262H35ZM38 260H39V259H38ZM38 260H37V261H38ZM158 260H159V259H158ZM16 261L18 262V260H16ZM44 261H48V260H46V258H45ZM53 261H54V258H53ZM95 261H96V259H95ZM99 261H101V260H99ZM177 261H178V260H177ZM7 262H8V261H7ZM10 262L12 263V261H10ZM27 262H28V261H27ZM40 262H41V261H38V263H37V262H35V263H37V264H44V263H45V262H43V263H40ZM18 263H19V262H18ZM57 263H58V262H57ZM29 264H30V263H29ZM31 264H33V262H32ZM45 264H47V262H46ZM62 264H63V263H62ZM64 264H65V263H64ZM97 264H98V263H97Z\"/></svg>","mask_w":264,"mask_h":264}]
</instances>
